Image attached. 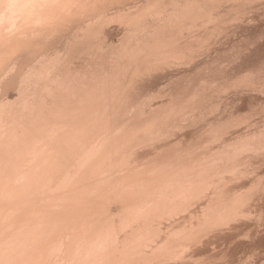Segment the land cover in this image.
Instances as JSON below:
<instances>
[{
  "label": "bare ground",
  "instance_id": "obj_1",
  "mask_svg": "<svg viewBox=\"0 0 264 264\" xmlns=\"http://www.w3.org/2000/svg\"><path fill=\"white\" fill-rule=\"evenodd\" d=\"M97 0H0V84H1V86H0V90H1V87H2V89L4 88V91L5 92H7V93H4V91L2 92V93H4L5 95L6 94H10V92H11V90H13V92H16V91H14V89H17L18 91H19V87H20V89L22 90H20V94H21V97L22 98H24V100L21 98V100L23 101H21V100H19L20 99V95H19V92H18V96L19 97H17V100H18V102H16L17 100H16V98H15V103L13 102V100H11V99H9L8 100V98H7V100L4 98V97H1L0 98V264H122V263H124V264H129V261L131 260V262H130V264L132 263V264H134L133 262H135L137 259L139 260V259H141V261L139 260H137L136 262L137 263H139V264H143V262H142V260L144 261V264H145V260L147 259V261H149L148 259L149 258H146V259H143L144 257H141V255L142 256H150V255H152L153 253H154V256L152 257H150V261H151V258H154V261H155V263H158L157 261V259L158 258H160L161 259V257L158 255V257H156V252L157 253H160V251L162 250V249H165L164 251H166V248H168L169 247V245H168V247H164L163 246V244H164V242L167 240L168 242H169V239L171 240V239H176V236H177V239L178 240H174V244H176V247H178V248H180L182 245L180 244L181 242H184V247H182V249L181 250H185V247L187 248V246L188 245H190L191 243L190 242H188L187 241V243H190V244H186L185 245V239L187 238H191V237H186L185 235H184V231L185 232H188V229H187V231H186V228H189V225L191 226L192 225V223L191 224H189L188 225V227H185L186 225H187V223H190V221H188L187 222V220L186 219H188V218H186L185 220H186V222L185 223H183L184 222V220H183V224H182V226L185 224V226H184V228L182 229V227H180L179 226V223H178V225H177V227L179 226V228L178 229H176V224L173 226V225H171L172 227H174L173 229H174V232H170L171 234H175L176 235V233H177V230H178V233H179V235H178V233H177V235L176 236H174V234L173 235H171V234H169V230H167L168 229V227H167V229L165 228V230L166 231H168V233H167V235L168 236H170V237H168V236H166L165 235V233H166V231H165V233H163L162 231H161V229H162V227L161 226H163V225H161L162 224V222H164L165 220H170L171 218L170 217H175L177 214H179L180 212L181 213H185V211L187 212V210H189V209H187L186 207H188V208H190L193 204H192V202L194 201V200H196V199H198V197H196V199H195V196H197L198 195V193H195V194H197V195H194V190H196V192H197V189H200V190H198V192L200 191V196L199 197H201V196H203V194L204 193H206V191H208V190H206V189H208V188H206L207 186V184H208V187H209V190H210V188H211V191H212V187H218L219 188V186H217L218 184H219V182H222L223 181V179H225V177H227V176H232V174H231V171L235 174V172H240L241 170L243 171V169H245L244 168V166L243 165H249V163H252V160H250L251 162H249L248 163V161H246V160H248V159H246V160H243V162L244 161H246L247 163H245L244 162V164H243V162H242V165H241V163L239 164H237V165H240V166H238V168H237V165H234L235 164V162H238V161H234V160H237V158H240L241 157V155L240 154H243L244 152H242V151H244V149L246 148H244V146H247V144H248V147H250V143H252L253 142V144L255 145V144H257L256 142L259 140L260 141V139L262 138L261 136H263L264 134H262V133H258L257 132V134H255V135H258V140H257V137H255L254 136V134L253 135H251L252 133H250V135H247V136H249L250 138H252V136H254L255 138H256V141H255V139H245L244 138V140H245V142L243 143V144H246V145H242V144H238L239 146L241 145V146H243L242 148H240L239 146H237L236 144L240 141L241 143L244 141V140H241L242 138H241V136H240V138L238 137V139H240V140H238L237 139V137H236V141H238V142H236L235 140V142L233 141H231V140H233V139H231V140H229V145L227 144V143H225V141H224V143L228 146H224L223 145V148L225 147V148H227V149H225L224 148V150H223V152H224V154H225V152L228 154V155H225V157L227 156V158H225L224 159V156H222V157H220L219 155H223V152H222V154H221V152H220V150H218L219 152L217 153V154H219V155H216V152H210V154L209 153H207L206 152V150H205V152H206V154L204 153V151H203V153L204 154H200V153H197L198 155H199V159L201 158H203V156H204V158L202 159L203 160V163L205 164L206 162H204V161H209V158H208V155H213V154H215L216 155V158H214L215 157V155H213V157H211L212 159H213V161L215 160V162L216 163H214V162H212V160L211 161H209V162H212L211 163V165H209V166H212V167H215L216 168V165L215 164H217V163H219V161H220V164H217V168H219L221 171L220 172H224L225 174H229L230 173V175H228L227 174V176L225 175H223V174H221V173H217V172H215L216 170L217 171H219V169H213L210 173H211V175H212V172L214 171L215 173H216V175L214 174V177H212L210 174H208L210 177H208L207 176V174L204 176V174L205 173H209V169L211 168L212 169V167H210L209 168V166H207V164H202V165H199V164H201L202 163V161L200 162L199 161V159H198V155L197 154H195L194 152H195V148H196V150L199 148H201L202 147V145H203V147L205 148V144H202L203 142H202V140H201V143H200V141H199V143H200V146L197 144L198 142H195V140H194V142H192V141H190V139L189 140H187V142L186 143H188V141H189V144H190V146L192 145V147H190V148H188L189 146H187V144H186V148H188V149H186L185 148V143H184V141L181 139V141H183V146H181L182 145V142L180 143V142H176V144L175 143H172V144H174V145H170V147H171V149L173 148V149H178V150H173V151H168V153H166L167 151H165L164 150V148H166L167 150L169 149V147L167 148V146H169L168 144H167V146H165L164 148L163 147H161V148H163L162 150L163 151H165L164 152V154H163V151H161L160 152V150L158 151L157 150V152L156 153H158L159 154V157L160 158H163L162 160H158V159H155V158H158V154L156 155L154 152V154L152 153L151 154V152H150V154L148 155V153H147V155L146 156H148V157H150V158H146V156H145V158H143V159H146V161H142L143 159H141V161H139L140 160V158L138 157H133V155L134 156H136V155H138L137 153L138 152H140L141 153V155H142V149H141V151L140 150H138L140 147H144V145H146V147L145 148H147V144H149V143H151V141L154 139L155 140V136H157V137H159V135H161L160 137H161V139H160V141L162 140V137H164L165 138V136H163V133L165 134L166 133V131H168V129H169V127H171V126H173V124L176 126L177 124V128H178V126H179V123H180V121H178L179 119H182V118H179V116L177 117V116H175V114L173 115V116H175V117H177V118H179L178 120H176V118L174 117L173 119H175L176 121H178L179 123H176L174 120V122H172V117H171V119L170 120H168V118L166 119V118H164L165 117V115L168 117V115H169V118H170V112H172L170 109H173V107L169 104V109L166 107V109H168L167 110V112H168V114L166 113V114H163L164 112L163 111H165V110H163V111H161L162 112V114H163V122L161 121V119H162V117L160 116L159 117V114H161V113H158V114H156V111L154 112V110H152L154 113H150L152 116H153V118L156 116V115H158V117H156V118H149L150 117V115L147 113V112H149V111H145L149 116H148V123H146L147 122V114H145L146 115V117L144 116L143 118H144V120H145V118H146V121L144 122L143 121V125L145 124V126L143 127L141 124L142 123H140L141 122V120H143V118L141 119V118H138V120H140V122H138V120H137V117H136V115L135 116H132V118H134V121H133V123H135V125L137 124V127L138 126H140L141 125V127L143 128V129H147V131H149L148 130V128L151 126V129L152 130H150V133H146V131H144L145 133H144V135H143V133H141V131H139L138 132V130H141V127H139V129H135V125L133 124V123H130L131 122V120L129 119V118H125V115H124V111L123 110H121V109H119V108H121V106L122 105H124V106H126L127 104H128V101H126V96L128 97L127 99H130V101H131V99H133V101L132 102H129V104H128V106H127V108L126 107H124V108H126V109H124V110H126L125 111V113H126V115L130 112L131 114H132V112H133V109H135L136 110V108H131L130 106H132L133 107V105L136 107V105H137V103H138V101L137 100H135L134 98H132V97H134L135 95L134 94H129L130 93V90H132V89H128V87H127V90L125 89V85H128V83H130L131 81L130 80H132L133 78V76H134V78L136 79V77H135V75L137 74V73H139L140 71H138V70H136V71H138L137 73H136V71L134 70V67H132V69L133 70H131V73L133 72V71H135V74L134 75H131L130 74V72H129V74L128 75H130V77L132 78H129V82H128V77H127V79L125 78L126 77V75H125V72H127L128 73V71H126V70H124L125 72H122L120 69H118V66L120 65L121 67H123L121 64V61L119 62V58L120 57H122L121 59H126V58H123V56H129L130 57V54H128V51H129V49L127 50L126 49V47H128L129 48V45L131 46V44H126L127 42H124V44H126L127 46L123 49V46H121V45H123V44H114V45H120V47L118 46L117 48H119L120 50H122L121 52H120V50L119 49H117L116 48V46H114V45H112V44H110L108 47H110L109 49H107L106 51L108 52V54H107V52H105V50L104 51H102L103 50V48L102 49H97V50H94V51H97L95 54H93L95 57L94 58H97V55L99 54L98 52H100L101 51V53H100V56L98 55V60L95 62L94 61V58L92 59L93 60V62H89L90 60L88 59V60H86V61H88V62H86L85 63V65L86 64H90V65H92V63H94L93 64V67H94V65H95V68L94 69H92V67L90 66V67H87L88 65H86V66H83V64L84 63H82L81 65H82V67L84 68H82L81 67V65L79 64V66H80V68H82V70H79L80 68H79V66L77 65L76 66V68H74V71H71V74L68 72L69 70H73V69H71L72 67H75V64L76 63H74V62H76L77 61V59L79 58H75L76 59V61L73 59V61L71 62L70 60H72L71 58L72 57H70V54L68 55L67 53L69 52V49L67 50V48L70 46V44L72 43H68L67 45H68V47L67 46H65V47H67L66 48V50H67V52H66V54L69 56V57H67L66 56V54H62V53H65V51H64V45H62L63 47V51L64 52H61L60 54H59V52L61 51V49L62 48H60V43H57V41H56V43L58 44V46L56 45V43L55 44H53L55 41H53V36H54V39L56 40L57 38H55V35L56 34H58V35H56V37L58 36H60V32H62V31H66L67 33L69 32V34H71L70 33V30L72 31V35H70L69 37L71 38V36H72V38H71V40H69V39H67L68 41H72L73 39H75L76 38V36L78 35V33H81L83 36L85 35L84 34V32L83 31H85V33H86V31L87 30H89V25H91L92 23H93V21H91V20H95L94 18L95 17H97L98 15H99V12L101 13V11L103 10V8L106 6V9L105 10H107L108 11V6H109V4H108V2H107V0H100V1H102V4H100L101 2L98 0L97 2H96ZM105 1V3L107 4V5H105V6H103V4H105V3H103ZM116 1V3H114ZM113 0L112 2H111V5L113 6V5H115V4H118V2H117V0ZM121 1V0H120ZM119 1V3L121 4V2ZM126 1V0H125ZM140 1V0H139ZM145 1V0H144ZM147 1H149V0H147ZM147 1H145V2H147ZM153 1V0H152ZM160 1H162V0H160ZM165 1V0H164ZM163 1V2H164ZM176 1V0H175ZM180 1V0H179ZM186 1V0H185ZM184 1V2H185ZM190 1V0H189ZM195 1V0H194ZM193 1V2H194ZM202 1V0H201ZM204 1V0H203ZM217 1V0H216ZM231 1V0H230ZM235 1V0H234ZM246 1V0H245ZM254 1V0H253ZM98 3V4H96V3ZM123 2H124V0H123ZM129 2V1H128ZM156 2V1H155ZM162 2V3H163ZM174 2V1H173ZM172 2V3H173ZM195 2H197V1H195ZM205 2H207L206 0H205ZM209 2H211V0L209 1ZM208 2V3H209ZM215 2V1H214ZM213 2V3H214ZM219 2H220V0H219ZM225 2V1H224ZM223 2V3H224ZM228 2H229V0H228ZM113 3V4H112ZM126 2H124L123 4H125ZM136 3H137V1H136ZM135 3V4H136ZM139 3V2H138ZM150 3V5H151V3H154V2H149ZM148 3V4H149ZM168 3H171L170 1H167V2H165V3H163L164 5H167ZM177 3V2H176ZM180 3H182V2H180ZM179 3V4H180ZM190 3H192V1L191 2H188V4H187V1H186V3L184 4L183 3V7L184 8H186L184 5H188V6H191L192 7V5H190ZM199 3H202V2H199ZM229 3H231V2H229ZM87 4H90L89 6V8L88 7H86L85 8V5H87ZM92 4H95V5H92ZM127 4V3H126ZM141 4V3H140ZM147 4V3H146ZM154 4H156V3H154ZM174 4H175V2H174ZM193 4V3H192ZM195 5L197 4V3H194ZM207 4V3H206ZM205 4V5H206ZM220 4V3H219ZM227 4V3H226ZM238 4V3H237ZM241 4V3H240ZM240 4L238 5V7L240 6ZM76 5V6H75ZM97 5V6H96ZM99 5H101V6H103L102 8H99V9H101V11H99V10H97V8L98 7H100ZM122 5V4H121ZM120 5V6H121ZM138 5V4H137ZM136 5V6H137ZM142 6H143V4H141ZM153 5V4H152ZM151 5V6H152ZM161 5V2H160V4L157 6L156 5V7L158 8L159 6ZM177 5H178V3H177ZM199 5V4H198ZM197 5V6H198ZM201 5H203V4H201ZM211 4L209 3V6H210ZM215 5V4H214ZM216 5H218L217 4V2H216ZM223 5H225V4H223ZM233 5H234V3H233ZM73 6H74V8H73ZM79 6H82L81 8L79 7ZM83 6H84V8H83ZM88 6V5H87ZM93 6V7H92ZM111 6V7H112ZM117 6V5H116ZM120 6L118 7V8H120ZM135 6V7H136ZM154 6V5H153ZM168 6V5H167ZM170 6V5H169ZM171 6H174V5H171ZM170 6V11L171 10H173V9H171L172 7ZM182 6H180V7H182ZM208 6V7H209ZM219 6V5H218ZM79 7V8H78ZM92 7V8H91ZM95 7H97L96 9H94ZM113 7H115V6H113ZM125 7V6H124ZM138 7H139V5H138ZM141 7V6H140ZM144 7H145V5H144ZM166 7V6H165ZM176 7V6H175ZM174 7V9H176ZM179 7V6H178ZM183 7H182V9H183ZM190 7V8H191ZM200 7H202V6H200ZM199 7V8H200ZM206 8V9H209V8ZM211 7V6H210ZM214 7V6H213ZM220 7H221V5H220ZM219 7V8H220ZM235 7V6H234ZM73 8V9H72ZM76 8V9H75ZM116 8V7H115ZM148 8H150L149 6H148ZM155 8V7H154ZM156 8V9H157ZM159 8H161V6L159 7ZM158 8V9H159ZM162 8H164V7H162ZM169 8V7H168ZM189 8V7H188ZM188 8H187V10H188ZM194 8H195V6H194ZM193 8V10H195L196 11V9H194ZM203 8H204V6H203ZM202 8V9H203ZM215 8V7H214ZM214 8H213V10H214ZM217 8V7H216ZM230 8V7H229ZM231 8H233V7H231ZM70 9H72V11L73 10H75V12H71L70 11ZM84 9H89V10H85L84 11ZM110 10H111V8H109ZM135 9V8H134ZM140 9V8H139ZM142 9V10H141ZM140 9V11L142 12L143 11V13H144V11L145 10H147V9H144V8H141ZM144 9V10H143ZM151 9V8H150ZM198 9V8H197ZM201 9V8H200ZM218 9V8H217ZM80 10V11H79ZM81 10H82V12H81ZM92 10V11H91ZM95 10V11H94ZM104 10V11H105ZM131 10V9H130ZM152 10V9H151ZM161 10V9H160ZM158 11L157 12V10H155L154 11V9L152 10L155 14H157L158 16H159V14L161 15L162 13L164 14L165 13V10H168L167 8H165V10L162 12V10L161 11ZM186 9L184 10L183 9V13L185 14V13H187V12H185V11H187ZM190 10V9H189ZM199 10V9H198ZM196 11V12H198L199 13V11ZM210 10L212 11V8H210ZM216 10V9H215ZM214 10V11H215ZM233 10H236V8H234ZM79 13H81V14H79V15H81V16H79L78 15V12ZM86 11H90V13L92 14V12H94L97 16H94V13L92 14V16L94 17H91L92 19L90 20L92 23L90 24V22H89V24L87 25V24H85L84 22H86V21H82V20H84V18L85 17H90L91 15H90V13H89V15L87 14L86 16H85V13H87ZM96 11H97V13H96ZM104 11H102V13L104 12ZM117 11V10H116ZM126 11V10H125ZM128 11V10H127ZM132 11V10H131ZM140 11H138V9H137V13H139V14H142V13H140ZM169 11V10H168ZM177 11V10H176ZM172 11L171 12V14H170V12L169 13H167V15L168 14H170V15H168L169 16V20H168V16L166 15L163 19H162V22L164 23V24H166V25H163V23L162 22H160L161 21V18H162V16H161V18L159 17H157V15H156V17L158 18V21L157 22H159L160 24L162 23V25L161 26H159L158 28L156 27V25H154L156 28L155 29H162V26H163V28H164V26L166 27L167 26V24L169 23L170 25H172L171 24V22L173 23V22H175L174 20H180V19H177V18H179V16H187L188 15V13L186 14V15H182V13H180L179 11ZM209 11V10H208ZM230 11V10H229ZM77 12V13H76ZM120 12V11H119ZM119 12H116V14L117 13H119ZM121 12H122V10H121ZM120 12V13H121ZM129 12V11H128ZM145 12H150V10L148 9V11H145ZM162 12V13H161ZM176 12V14H174L173 16H172V14L173 13H175ZM191 12V11H190ZM194 12V11H193ZM195 12V13H196ZM202 12H204V9L202 10ZM210 12V11H209ZM208 12V13H209ZM217 12V11H216ZM216 12H214V15H215V13ZM68 13V14H67ZM69 13H72V14H69ZM84 13V14H83ZM101 13V14H102ZM104 13H106V12H104ZM103 13V14H104ZM108 13V12H107ZM134 13V11H132V14ZM165 13V14H166ZM180 13V15H178V14ZM192 13V12H191ZM194 13V14H195ZM205 13H207V11L205 12ZM222 13V12H221ZM75 14H77L78 16H76ZM126 14V13H125ZM132 14H130L129 16H131L132 18H133V15ZM138 14V15H139ZM145 14V13H144ZM151 14H153V13H151ZM193 14V13H192ZM193 14V15H194ZM211 15H212V12L210 13ZM217 14V13H216ZM222 14H224V13H222ZM221 14V15H222ZM67 15H68V18H67ZM72 15H74V16H72ZM109 15V14H108ZM108 15H103L104 17L105 16H108ZM124 15V14H123ZM127 15V14H126ZM125 15V16H126ZM136 15V14H135ZM143 15V14H142ZM177 16L176 17V19H175V17L174 16ZM189 15H190V13H189ZM201 15H203V14H201ZM201 15H198V16H201ZM207 16H208V14H206ZM211 15H209V16H211ZM218 15V14H217ZM228 15V14H227ZM70 16H72L71 17V19H70ZM83 16H84V18H83ZM100 16V15H99ZM98 16V17H99ZM102 16V15H101ZM100 16V20H101V18H103V17H101ZM114 16V15H113ZM117 16V15H116ZM115 16V17H116ZM128 16V17H129ZM145 17H146V15H144ZM149 17H147V21H148V19H151V17L150 16H152V15H148ZM164 16V15H163ZM170 16H172V18L170 17ZM197 16V17H198ZM205 16V15H204ZM203 16V17H204ZM206 16V17H207ZM208 16V17H209ZM216 16V15H215ZM224 16V15H223ZM67 18L69 21H67V19H65V18ZM78 17L80 18V17H82L81 19H79L78 20ZM112 17V16H111ZM121 17H123V16H121ZM120 17V18H121ZM127 17V16H126ZM125 17V18H126ZM130 17V18H131ZM135 17H138V16H135ZM141 17V15L139 16V18ZM153 17H155L154 15L152 16V19H155V18H153ZM190 17V16H189ZM193 17V16H192ZM196 17V18H197ZM202 17V18H203ZM205 17V18H206ZM207 17V18H208ZM63 18V19H62ZM77 18V19H76ZM142 18V17H141ZM157 18L155 19V20H157ZM165 18H167V19H165ZM173 18H174V20H173ZM204 18V19H205ZM212 18V17H211ZM213 18H215V17H213ZM213 18H212V20H213ZM218 18V17H217ZM233 18V17H232ZM231 18V19H232ZM21 19V20H20ZM73 19H74V22H73ZM106 19V18H105ZM127 19V18H126ZM125 19V20H126ZM134 19V18H133ZM132 19V20H133ZM138 19V18H137ZM172 19V20H171ZM185 18H183L182 20H184ZM189 19H191V18H189ZM192 19H194V17L192 18ZM198 19H200V18H198ZM210 19V18H209ZM209 19H207V21L209 20ZM222 19H223V17H222ZM221 19V20H222ZM227 19V18H226ZM76 20L77 21H79V22H77V24H76V26H78V27H74V25H73V27L77 30H75L74 31V28H69V27H71V25L70 24H75L76 23ZM85 20H89V18L88 19H86L85 18ZM99 20V18H97V21ZM117 20H118V18H117ZM120 20V19H119ZM122 20V19H121ZM123 20H124V18H123ZM132 20H130V21H132ZM146 18L144 19V21L141 19L140 21L138 20V21H136V19H135V21H134V23L136 24H134L135 26H138L139 28H136V27H134V25H132L134 28H136L137 29V31L136 32H140V35L138 34V35H136L135 36V30L136 29H133L132 28V26L131 25H129V26H131L130 28H128V29H133V30H131V32L133 33V31H134V35L132 34V33H130V32H127L126 31V33H130L129 35H127V36H130L131 34H132V37H134V38H132L131 36L130 37H127L126 38V40L128 41V43H135L136 45H139L140 44V42L142 41V40H144V39H146V38H144V39H141L140 40V38H141V34H143L144 33V35H145V32L147 33V29L150 31L149 33H150V35H153V34H151V28H153L152 26V24L150 23H148L149 24V26H148V24L146 23ZM154 20V21H155ZM165 20V21H164ZM167 20V21H166ZM181 20V22L182 23H184V22H186L187 20H185L184 22ZM211 20V21H212ZM228 20V19H227ZM63 21V22H62ZM65 21V22H64ZM105 21V20H104ZM189 21V20H188ZM192 22H193V20H191ZM194 21H197V20H195L194 19ZM199 21V20H198ZM203 21H205V20H203ZM210 21V20H209ZM217 21H218V19H217ZM220 21V20H219ZM229 21H231V20H229ZM58 22H60V23H58ZM66 22H67V24H69V26L68 25H65L66 24ZM73 22V23H72ZM81 22H83L84 23V25H87V26H84L83 24V26L84 27H86V29H81V27L83 28V26H81L80 24H81ZM102 22H103V19H102ZM101 22V26H103L102 24L103 23H105V22H103L102 23ZM123 22H125V21H123ZM126 22H129V19H127L126 20ZM125 22V23H126ZM137 22L139 23V25L137 24ZM141 22V23H140ZM151 22V21H150ZM168 22V23H167ZM180 21H179V23H181ZM224 22H228V21H224ZM59 24V25H55V24ZM63 23V24H62ZM87 23V22H86ZM124 23V24H125ZM131 23V22H130ZM129 23V24H130ZM145 23L147 24V25H145ZM154 23V22H153ZM178 23V22H177ZM176 23V24H177ZM178 23V24H179ZM188 23V22H187ZM191 23V22H190ZM194 23H196V22H194ZM198 23H200V22H198ZM208 23V22H207ZM207 23H203V25L204 24H207ZM212 23V22H211ZM210 22L208 23V24H211ZM219 23H221V22H219ZM219 23H214L215 25L216 24H219ZM62 24V25H61ZM98 24H99V22H98ZM141 24V25H140ZM160 24H157V25H160ZM174 24V23H173ZM61 25V26H60ZM95 25V24H94ZM96 25H97V23H96ZM127 25V24H126ZM143 25V26H142ZM144 25H145V27H144ZM152 25V26H151ZM180 25V24H179ZM186 26H187V24H185ZM188 25H189V23H188ZM192 25H194V24H191V26ZM196 25H198V24H195V26ZM202 24H200L199 26H201ZM51 26H52V29H51ZM79 26H80V28H79ZM128 26V27H129ZM140 26H142V27H144V30H145V32H144V30L142 29V27H140ZM151 26V27H150ZM181 27H183L184 26V24H183V26L182 25H180ZM179 26V27H180ZM191 26H190V28H191ZM199 26H197V27H199ZM204 26H206V25H204ZM209 26V25H208ZM47 27H49V28H47ZM55 27V28H54ZM56 27H59V28H56ZM60 27H61V30H60ZM63 27H66L67 28V30H68V28L70 29V30H66V28L65 29H62ZM92 27V25L90 26V28ZM105 27V26H104ZM126 27V26H125ZM147 27V28H146ZM148 27H150V28H148ZM168 27V26H167ZM171 27V26H170ZM179 27L177 28V29H179ZM180 27V28H181ZM189 26H187L186 28H188ZM197 27H195L196 29H197ZM203 27V26H202ZM78 28H79V30H78ZM94 28V27H93ZM92 28V29H93ZM98 29H99V27H97ZM97 28L95 27V29L97 30ZM172 28V27H171ZM174 28V27H173ZM172 28V29H173ZM175 28H176V26H175ZM186 28H183V30H189L190 28H188V29H186ZM46 29V30H45ZM55 30V32H57V33H55V32H53L52 30ZM81 29V30H80ZM91 29V30H92ZM154 29V28H153ZM159 29V31H161ZM166 29V28H165ZM168 29V28H167ZM171 29V30H172ZM192 29H194V27L192 28ZM191 29V30H192ZM200 28H198V30H199ZM49 30H51V32L49 33L48 31ZM58 30V31H57ZM91 30H89V31H91ZM102 30V29H101ZM169 30L170 31V33L174 30ZM45 32L46 31V33L47 34H45V33H43V32ZM60 31V32H59ZM142 31V32H141ZM155 32H154V34L156 33V32H158V33H160L159 31H157V30H154ZM168 31V32H169ZM176 31V30H175ZM175 31H173V33L175 32ZM182 31V30H181ZM181 31H179L178 30V33L179 32H181ZM196 30H193V32H195ZM75 32H77V33H75ZM125 32V31H124ZM153 32V31H152ZM161 32H164V34H165V32L167 33V31H161ZM177 32V31H176ZM175 32V33H176ZM49 33V34H48ZM52 33H54V34H52ZM64 33V32H63ZM67 33H66V35H67ZM76 34V36H75V34ZM93 33V32H92ZM149 33H147V34H149ZM178 33H177V35H178ZM182 33V35L184 34V33H187V32H181ZM191 33V32H190ZM189 33V34H190ZM41 34H42V36H41ZM52 36H51V35ZM81 34H79V35H81ZM100 34V33H99ZM146 34V35H147ZM188 34V33H187ZM46 36V37H43V36ZM62 35V34H61ZM64 35H65V33H64ZM74 35V36H73ZM78 35V37H81L82 39H83V36L81 35V36H79ZM145 35V36H146ZM155 35H158L159 36V34H155ZM155 35H154V38L156 39V37H155ZM167 34H165V35H163L162 34V36H166ZM172 35H174V34H172ZM192 34H190V36H191ZM40 36V37H39ZM51 38V40H52V42H50L49 43V41H51L50 39L48 40V41H46V39H48L49 37ZM89 37V33H88V35H85V37H86V39ZM91 36H94V38L96 39V41L98 42L99 40H98V38L97 37H95V36H97V35H95V32L91 35ZM104 36V35H103ZM143 36V35H142ZM145 36H143V37H145ZM148 36V35H147ZM146 36V37H147ZM158 36H157V41L159 40V38H161V37H159L158 38ZM168 36V35H167ZM171 36V35H170ZM175 36V35H174ZM193 36V35H192ZM61 37H63V35L62 36H60L59 37V39H61ZM84 37V38H85ZM102 37V36H101ZM150 37V36H149ZM148 37V38H149ZM178 37V36H177ZM180 37V36H179ZM183 37V36H182ZM36 38H37V40H36ZM42 38V39H41ZM45 38V39H44ZM90 38H93V37H90ZM89 38V40L90 41H93V40H91ZM100 38V37H99ZM106 38V37H105ZM104 38V39H105ZM125 38V37H124ZM136 38V39H135ZM147 38V39H148ZM153 38V39H154ZM164 38V37H163ZM168 38V37H167ZM167 38H164V39H166L167 40ZM172 38H175V37H173L172 36ZM181 38V37H180ZM186 38H187V35H186ZM192 38V37H191ZM77 39V38H76ZM75 39V40H76ZM78 39H80V38H78ZM77 39V40H78ZM103 39V40H104ZM132 39V40H131ZM150 39H151V37H150ZM150 39H149V41H148V43L150 42ZM155 39H154V41H155ZM169 39V38H168ZM170 39H171V37H170ZM169 39V40H170ZM177 39V38H176ZM188 39V38H187ZM35 40V41H34ZM41 40H43L42 42H41ZM66 40V41H67ZM81 40V39H80ZM79 40V41H80ZM89 40H87V41H89ZM101 40V39H100ZM123 40V39H122ZM136 40V41H135ZM138 40V41H137ZM168 40V41H169ZM183 41V39H179L178 40V42H181V41ZM185 40V39H184ZM33 41V42H32ZM37 41H39L40 43H41V46L39 45L40 43L39 42H37ZM47 43L48 42V50L46 49L47 48V46H45L46 48H43V46H44V43L45 42ZM63 42L65 41V40H62ZM65 41V42H66ZM78 41V42H79ZM86 40L84 39V42H85ZM95 41V40H94ZM93 41V42H94ZM96 41H95V45L97 44L98 45V43H96ZM105 41V40H104ZM103 41V42H104ZM124 41V40H123ZM131 41V42H130ZM132 41H134V42H132ZM146 41V42H147ZM160 41V43H161V39L159 40ZM164 41V40H163ZM168 41H167V43H168ZM170 41H172V40H170ZM169 41V42H170ZM186 41H188V40H186ZM34 42H35V45H34ZM59 42V41H58ZM60 42H61V40H60ZM63 42H62V44H63ZM73 42L75 43V41L73 40ZM82 43H83V41H81ZM102 42V43H103ZM122 42V41H121ZM174 42V41H173ZM171 43L170 44V46L172 45V44H174V43H176V42H174V43ZM30 43H33V45H34V47H33V49L35 48V46L36 45H38V47H39V49H38V47H37V49L38 50H40V49H42L43 48V52H41V50H40V52H38V53H40L41 55H43L44 54V52L46 53V55L44 54L43 55V57L42 56H40L39 54L37 55V51L38 50H36V48L32 51V48H31V45H30ZM42 43H43V45H42ZM45 43V44H46ZM77 43V42H76ZM75 43V45L73 44V47L74 46H77V44ZM101 43V42H100ZM138 43V44H137ZM145 43V42H144ZM151 43V42H150ZM154 43H156V42H154ZM160 43L158 44V43H156V44H158V45H160ZM164 43V42H163ZM165 43H166V41H165ZM164 43V44H165ZM166 43V44H167ZM186 43V42H185ZM28 44H29V46H30V49H29V46H28ZM49 44H52V47H51V45H49ZM80 43H78V45H79ZM90 44H91V42L88 44L89 46H90ZM135 44H133L132 46H134ZM147 44V43H146ZM146 44H140V46H141V50H144V47H146V49H147V47H148V49L153 53L155 50H156V45H154L153 43H151V44H149V46L148 45H146ZM189 44V43H188ZM187 44V45H188ZM53 45H54V47L56 46L57 48H59L60 50H58L56 47V49L54 50V54L52 55V53H53V51H52V48H53ZM65 45H66V43H65ZM96 45V46H97ZM135 45V46H136ZM144 45H146V46H144ZM150 45H151V47H150ZM168 45V44H167ZM167 45L165 46V47H167ZM183 46H184V44H182ZM85 46V45H84ZM88 46V47H89ZM91 46L93 47V44H91ZM90 46V47H91ZM134 46V47H135ZM144 46V47H143ZM163 46V45H162ZM162 46L160 47V46H158V47H160L161 49H159V48H157V50L158 51H163L162 50ZM174 46V45H173ZM179 46V45H178ZM194 46H197V45H194ZM28 47V49L30 50V51H32V52H29V50H26V48ZM40 47H42V48H40ZM79 47H80V45H79ZM78 47V48H79ZM82 47V46H81ZM95 47V46H94ZM100 47H102L101 45H100ZM104 47V46H103ZM105 47H107V46H105ZM107 47V48H108ZM112 47H114V48H112ZM142 47H143V49H142ZM152 47H154V48H152ZM71 48V47H70ZM83 48L84 47H82V50H83ZM131 48V47H130ZM136 48H140L139 46H137ZM168 48H169V46H168ZM172 48V49H171ZM171 48L169 49L170 51H172V50H174L173 49V47L171 46ZM174 48H175V46H174ZM176 48H177V44H176ZM176 48H175V50L174 51H176ZM22 49H24L23 51L24 52H22ZM46 49V50H45ZM54 49V48H53ZM74 49V48H73ZM80 50H81V48H79ZM91 49V48H90ZM94 49V48H93ZM112 49H114L113 51H112ZM116 49V50H115ZM133 49V48H132ZM145 49V50H146ZM148 49L146 50V51H148ZM154 49V50H153ZM163 49H164V46H163ZM178 49H179V47H178ZM177 49V50H178ZM21 52H20V51ZM35 50H36V52H35ZM98 50H100V51H98ZM127 50V51H126ZM136 50L137 49H135L134 50V52L136 53ZM153 50V51H152ZM18 51V52H17ZM27 51H28V53H27ZM47 51H48V53H47ZM59 51V52H58ZM74 51V50H73ZM76 51V50H75ZM74 51V52H75ZM116 51V52H115ZM140 50H137V52H139ZM145 51V53L147 54V52ZM150 51H148V52H150ZM158 51H157V53H158ZM165 51H168V50H164L163 51V54L165 53ZM170 51H168V52H170ZM178 51H180V50H178ZM17 52V53H16ZM20 52V53H19ZM33 52H35L34 54H35V56H37V57H42V61L40 60V58L38 59L37 57L35 58L34 57V54H33ZM58 52V53H57ZM70 52H72V51H70ZM86 52V51H85ZM92 53H93V51H91ZM105 53V55H103L104 53ZM118 52V53H117ZM119 52H120V54H119ZM123 52V53H122ZM125 52V53H124ZM127 52V53H126ZM131 52H132V50H131ZM130 51H129V53H131ZM143 52V51H142ZM168 52H166L168 55L171 53H168ZM19 54V55H16V54ZM23 53V54H22ZM30 53V54H29ZM57 53V54H56ZM76 53V52H75ZM84 53V52H83ZM103 53V54H102ZM112 55H111V54ZM121 53H122V55H121ZM135 53H131L132 54V56H134L135 57ZM155 53H156V51H155ZM155 53H153V54H151V53H149L150 54V57H149V59H151V57L154 55V56H156L155 55ZM156 53V54H157ZM173 53V52H172ZM178 53V52H177ZM179 53H181V52H179ZM20 54H22V56L20 55ZM48 54H50V56L48 55ZM77 54V53H76ZM79 54V53H78ZM77 54V55H78ZM87 54H89V52H87ZM102 54V55H101ZM126 54V55H125ZM134 54V55H133ZM138 54H140L141 56H143L142 55V53L140 52V53H138ZM146 54H144L145 56H147V58L146 59H148V55H146ZM25 55V56H24ZM28 55V56H27ZM33 55V56H32ZM61 55H63V57L61 56ZM72 55V54H71ZM74 55V54H73ZM76 55V56H77ZM108 55H110V56H108ZM117 55V56H116ZM118 55H120V56H118ZM157 55H161L162 56V53H160V54H157ZM167 55V56H168ZM175 55V54H174ZM16 56H18V57H16ZM23 56H24V58H23ZM49 58H48V57ZM54 56H56V58H54ZM87 56V55H86ZM85 56V57H86ZM91 56V55H90ZM107 56L109 57V59H107L106 60V62H105V57L107 58ZM137 56H139V55H137L136 54V57ZM166 56V55H165ZM176 56V55H175ZM178 56V55H177ZM182 56V55H181ZM185 56V55H184ZM16 57V58H15ZM27 57V59H25ZM28 57L30 58H33V60L32 59H28ZM62 57V58H61ZM64 57H67V58H65V60H66V63H65V61H64ZM75 57V56H74ZM73 57V58H74ZM81 57H84V55H82ZM102 57V58H101ZM113 59H112V58ZM115 57L117 58V59H115ZM157 57V59L160 57H158V56H156ZM163 57H164V55H163ZM18 58V59H17ZM21 58H23V60L21 59ZM61 58V59H60ZM128 58V57H127ZM133 58V57H132ZM144 58V59H145ZM154 57H152V59H153ZM168 58H170V56H168ZM172 58V57H171ZM185 58V57H184ZM17 59V60H16ZM20 59V60H19ZM35 59H38V61L37 60H35ZM52 60V61H49V60ZM60 59V60H59ZM70 59V60H69ZM129 59H131V58H129ZM138 59V58H137ZM140 59V58H139ZM141 59H143L142 57H141ZM142 60V62L143 61H145V60ZM148 59V60H149ZM156 59V60H157ZM162 59V58H161ZM174 59H175V57H174ZM15 60V61H14ZM26 60H28V61H30V64H31V62L32 61H34V63L32 64L33 66L34 65H38V67H33V66H31L32 68H30V64H29V62L28 61H26ZM46 60V61H45ZM47 60L49 61V63H45L44 64V61L45 62H47ZM57 60V61H56ZM62 60V61H61ZM96 60V59H95ZM100 60V62H98ZM114 60H115V62H114ZM117 60H118V62H117ZM131 60H133V59H131ZM131 60H128L127 59V63H129L128 61H130V64H131ZM156 60H154V61H156ZM160 60V59H159ZM163 60V59H162ZM161 60V61H162ZM164 60H166V59H164ZM163 60V61H164ZM170 61L172 60V59H169ZM169 60H166L167 62H169ZM12 61V62H11ZM17 61V63L15 64V62ZM21 62L20 63V65H19V63L18 62ZM23 61V62H22ZM38 62L37 64H35L36 62ZM53 61H54V63H53ZM59 61V62H58ZM67 61H70V62H68V63H70L69 65H68V63H67ZM79 61V60H78ZM82 61H84V60H82ZM107 61H109V62H111L112 64H110V65H116V63H118L119 65H117L116 67H112V68H117L118 69V73H119V71H120V74L122 73L123 74V77H121V80H122V78L124 79L123 81H125V80H127V81H125V82H127V84H125L124 85V88H123V85H122V83H124V82H121V84H119L120 82H118V80H120L118 77H120L121 75L120 74H117L118 75V77H114L115 75H116V72H117V69H116V72H114L115 71V69L113 70V69H111V66H110V69L111 70H113V72L115 73V75H113L112 73L113 72H111V70L109 69V68H107V69H109V71L108 70H106V65H107ZM123 61H125L126 62V60H123ZM138 61V60H137ZM57 62H58V64H57ZM61 62V63H60ZM64 62V64L66 65L67 64V66L65 67V69H68L67 70V72H68V75H70V77H73L74 76V74H75V71H76V74L77 75H75L72 79L71 78H68V75L64 72V71H61L60 69L61 68H63L64 67V64L62 65V63ZM80 62V61H79ZM99 64H98V63ZM101 62H105L104 64L103 63H101ZM109 62H108V64H109ZM125 62H123L124 64H125ZM134 63H135V61H133ZM140 61H138V63H139ZM150 60H149V64L147 63V61L146 62H144L143 64L145 65V63H147L148 65H150ZM153 62V61H152ZM160 62V61H159ZM158 62V63H159ZM166 62V63H167ZM6 63H7V65L8 64H10V66L8 65V66H5L6 65ZM26 64L25 66H21V64ZM27 63H28V67H27ZM42 63V64H41ZM51 63H53V64H51ZM73 63V64H72ZM121 63V64H120ZM133 63V64H134ZM138 63H135V64H137V65H139ZM155 63V62H154ZM163 64H165L166 65V63L165 62H162ZM161 63V64H162ZM175 63V62H174ZM48 64L49 65H52L51 67L50 66H48ZM61 66H60V65ZM97 64L98 65H100V64H102L103 66L105 65V67H103L102 68V65L100 66V69L98 68L99 66H97ZM123 64V65H124ZM130 64H128V65H130ZM134 64V65H135ZM142 64V63H141ZM160 64V65H161ZM169 64H170V62H169ZM172 64V63H171ZM11 65L13 66L14 65V67L17 65V72L19 71V69H21L20 71V73L18 72H14L13 70L15 69L16 70V67L14 68V67H11ZM57 65V68H60V69H58V70H60L63 74H62V78H61V74H59L60 72L59 71H57V73H56V71H55V66ZM60 67H59V66ZM70 65H72V67L70 66ZM126 65V64H125ZM133 65V66H134ZM143 65V66H144ZM148 65H146L147 67H142L141 66V68H148ZM153 65V64H152ZM151 65V66H152ZM155 65H157V63L155 64ZM159 65V64H158ZM44 66H46V67H48V68H50V69H52V67H53V69L51 70L52 71V74L53 73H55V74H59V76L57 75H55L54 74V77H57V80L56 81H58V80H63V78H65L64 80H69L68 82L67 81H63V82H61V81H59V82H61L60 84L59 83H57L56 81H55V78H53L52 79V77L50 78L49 77V75L51 74L50 72V69H48V68H46V67H44ZM70 66V68H68ZM119 66V68H121ZM131 66V65H130ZM129 66V67H130ZM164 66V65H163ZM169 66V65H168ZM9 67H11V69H12V71L10 70V68ZM23 67H24V69H23ZM107 67H108V65H107ZM125 67H127V66H125ZM136 67H139L140 68V66H136ZM157 67V66H156ZM158 67H160V66H158ZM157 67V68H158ZM170 67V66H169ZM31 69L30 71L28 70V73H25V71H22V69L23 70H25L26 69V71H27V69ZM37 68L40 70V68H42L40 71L43 73L44 71H45V68H46V71L44 72V74L42 75V73H40L39 72V70L37 71ZM56 68V69H57ZM79 68V69H78ZM86 68V69H85ZM124 68V67H123ZM138 68V69H139ZM155 68V67H154ZM154 68H152V69H154ZM32 69H34V70H32ZM36 69V70H35ZM75 69H77V70H75ZM89 69V70H88ZM90 69H92V70H90ZM97 69V70H96ZM103 69H105V70H103ZM122 69V68H121ZM130 69V68H129ZM137 69V68H136ZM143 69V70H144ZM145 69V70H146ZM151 69V68H150ZM151 69V70H152ZM256 69H258V68H256ZM260 69H261V67H260ZM11 72H10V71ZM49 70V71H48ZM64 70V69H63ZM80 72H79V71ZM141 71H143L142 69H140ZM90 71V72H89ZM95 71V72H94ZM104 71V72H103ZM108 71V72H107ZM256 71H258V70H256ZM12 72H14L15 73V75L16 76H14V73L12 74V75H6V74H11ZM23 72V73H22ZM34 72H36V73H34ZM72 72H74V74H72ZM78 72V73H77ZM103 72V73H102ZM108 73V76H107V73ZM150 72V71H149ZM259 72V71H258ZM30 73H32L31 75L33 76L34 74V77H32L31 75H30ZM41 74V75H39V74ZM46 73V74H45ZM66 75H65V74ZM94 73H100V75H96V77H94L93 76V78H95V79H93L92 78V75H95ZM110 73H111V75H113L112 77L110 76ZM19 74H21V75H19ZM26 74V75H25ZM146 74H147V71H146ZM145 73H144V75H146ZM149 74V73H148ZM17 75H19V77L20 76H22V77H18L17 78ZM27 75H29L27 78H28V80H26V76ZM48 75V76H47ZM78 75H79V78H78ZM116 75V76H117ZM120 75V76H119ZM137 75H140V74H137ZM136 75V76H137ZM7 77L8 79H4V77ZM13 76V77H12ZM44 76V77H43ZM50 76H52V75H50ZM65 76H67V77H65ZM99 76V78H102V80H101V82H99L98 81V79H97V77ZM109 77V78H107V77ZM147 76V75H146ZM24 77V78H23ZM30 77V78H29ZM34 79V78H38L39 79V81H38V79H35V80H33L32 78ZM58 77H60V79L58 78ZM104 77L105 78H107V79H104ZM140 77V80H142L141 79V77H143L142 75H140L139 76ZM10 78V79H9ZM12 78H14L13 79V81H11L10 82V80L12 79ZM18 79V80H16L15 82H14V80L15 79ZM41 78V79H40ZM45 78L46 80H47V82L48 83H46V85H45V79L43 80V79ZM50 78V79H49ZM77 80H76V79ZM92 79V82H91V84L94 82V81H96V83L98 82V84H100L98 87L96 86V85H98V84H96L95 82L93 83L94 84V86H93V84L91 85L90 84V82H89V80L88 79ZM115 79V82L113 81L114 79ZM116 78H117V80H116ZM52 79V80H51ZM84 80V82H83V80ZM90 79V80H91ZM111 79V80H110ZM113 79V80H112ZM135 79H133V81L135 80ZM137 79H138V76H137ZM9 80V81H8ZM22 80H23V82L24 83H27V84H24L23 82H22ZM31 81V84H30V81ZM33 80V81H32ZM40 80H41V82H40ZM49 80H51L50 82H49ZM72 80V81H71ZM86 80H88L87 82H86ZM107 80V81H106ZM144 80V79H143ZM17 81H18V83L19 82H21L19 85L20 86H17L18 85V83H17ZM38 81V82H37ZM42 81H44V82H42ZM54 81V82H53ZM74 81H75V84H74ZM80 82V83H78V82ZM108 81H113L115 84V86L113 85L112 87H114V89H115V87L118 85V86H120V88H123L124 90H126V93H124L125 91L123 90V89H121V91H119V93H118V91L116 92V90H118V89H116L115 91L113 90V91H111L110 89H111V87H110V85L109 86H107L108 84H106V89L104 88V86H105V83H108ZM137 81V80H136ZM135 81V82H136ZM10 82V83H9ZM12 82L13 83H17L16 85L15 84H13V86H11L12 85ZM35 82V83H34ZM37 82V83H36ZM66 82V85L65 84H63V83H65ZM112 82V83H113ZM138 82H140L139 80H138ZM142 82V81H141ZM140 82V83H141ZM225 82V81H224ZM228 82V81H227ZM22 83H23V85H22ZM41 83V84H40ZM44 83V84H43ZM53 84V88H52V84ZM54 83H57V84H59L60 86H63V87H61L60 88V86L59 85H57V84H54ZM69 83V84H68ZM70 83H71V85H73V86H71L70 85ZM112 83H109V84H112ZM132 83V82H131ZM226 83V82H225ZM11 84V85H10ZM35 84V85H34ZM38 84L44 89H42L40 86H38ZM61 84H63V85H61ZM88 84V85H87ZM96 84V85H95ZM117 84V85H116ZM132 84H134V83H132ZM138 83H136V85H137ZM228 84H229V82H228ZM14 85L15 86H17L18 88H14ZM28 85V86H27ZM32 85V86H31ZM51 85V86H50ZM57 85V86H56ZM68 85H70L71 87H73V88H71L70 86H68ZM84 85V86H83ZM85 85H87V86H85ZM142 85H143V83H142ZM227 85V84H226ZM9 86L10 87H12V89L11 88H9ZM25 86H27V88L28 87H30V88H28V90H27V88L25 89L24 87ZM39 88H38V87ZM46 86H47V88H46ZM67 86H68V89H67ZM94 87V88H96V89H98V90H101L99 93H100V95L101 96H104V97H102V98H99L98 97V100L99 99H101L100 101H98L95 97L97 96L96 94H99L98 92H96V89H95V91L92 89V88H88V87ZM96 86V87H95ZM103 86V87H102ZM116 87V88H119V87ZM129 86V85H128ZM132 86V85H131ZM135 86V85H134ZM32 87H35L34 89H32ZM45 87V88H44ZM65 87V88H64ZM85 89H84V88ZM107 87H110V89L108 90V88ZM217 87V86H216ZM14 88V89H13ZM23 88V89H22ZM36 88H38L37 89V91H36ZM41 88V89H40ZM48 88H50V90H48ZM56 88H58V89H56ZM70 88V89H69ZM75 88V89H74ZM78 88V89H77ZM99 88H103V89H99ZM129 88H131V87H129ZM224 88V87H223ZM228 88V87H227ZM7 91H6V90ZM10 89V91H8ZM34 90V91H32V90ZM54 89V90H53ZM56 89V90H55ZM64 89H67V90H64ZM79 89H81V90H79ZM83 89V90H82ZM86 89H89V90H86ZM90 89H92L93 90V92H94V94L92 93V91L90 90ZM219 89V88H218ZM220 89H221V86H220ZM26 92H25V91ZM40 90L42 91V93L40 92ZM58 90V92H56ZM62 90H64V91H62ZM77 90V91H76ZM86 90V91H85ZM102 90H104V91H102ZM109 92V93H106L107 91ZM225 90V88L223 89V91ZM23 91L26 93H23ZM29 91V92H28ZM43 91H45V92H43ZM46 91H48L47 93H46ZM52 91V92H51ZM59 91H60V95H59ZM68 91V92H67ZM71 91V92H70ZM84 91L87 93V95H86V93H84ZM91 91V92H90ZM129 91V92H128ZM139 91V90H138ZM198 91V90H197ZM218 91V90H217ZM9 92V93H8ZM29 94H28V93ZM65 92V93H64ZM74 92V95L72 94ZM76 92V93H75ZM79 92V93H78ZM106 93V94H109V96H108V98L109 97H111V95H110V93H112L113 92V94H114V96L112 97V98H114L115 97V95L117 94L118 95V97L119 96H121L120 98H122L123 97V94H127V92H128V95H131V96H128V95H126V96H124L123 98H122V101H123V99L126 101V103H125V101H123L124 102V104L122 103V101L121 102H118V100H120V98H118L117 100L115 99V101L113 100V102L111 101V102H109V103H111V105L113 106L116 102H117V106L115 105V109H117V112H118V110H120V112L122 111L123 112V115H124V118L127 120V121H129V123L131 124V126L132 125H134L132 128L133 129H131L130 127L131 126H127V125H129V124H127L128 122H123V121H125V120H123L122 118V120L120 119V117H118L119 118V120H121V121H119L118 120V122H121V124L120 123H118L117 122V120L116 121H114L115 120V117L117 116V112H116V110L114 109V112H116L117 114H116V116H115V113H112L113 111H112V106H110V104L109 103H107V101H109V100H106V104H108L107 105V108L109 107L110 109H111V112H110V109H109V111H106L107 110V108L105 107L106 106V104H105V106H104V103L102 102V101H105V99L107 98V96H106V94H103V93ZM114 92H116V93H114ZM120 92L122 93V95H119L120 94ZM132 92V91H131ZM134 92H136L135 91V89H134ZM139 92H141V91H139ZM200 92V91H199ZM199 92H197V93H199ZM220 92V91H219ZM17 93V92H16ZM32 93H33V95H32ZM38 93V94H37ZM40 93V94H39ZM46 93V94H45ZM57 93V94H56ZM61 93H62V95H61ZM72 95H70V94ZM83 93L87 96L86 98H83V97H85V95H83ZM102 93V94H101ZM195 93V92H194ZM194 93H192V94H194ZM196 93V94H197ZM27 94H28V96H27ZM31 94V95H30ZM37 94V95H36ZM42 94V96H40ZM54 94V95H53ZM58 95V96H56V95ZM69 94V95H68ZM81 94V95H80ZM90 94V95H89ZM137 94V93H136ZM192 94H191V96H192ZM194 95L195 97H197V95ZM0 95L1 96H4L3 94H1V92H0ZM25 95H26V97H25ZM38 95H39V97H38ZM65 95V96H64ZM66 95H67V97H66ZM78 95H80L79 97H80V101H79V98H78ZM99 95V96H100ZM134 95V96H133ZM141 95V94H140ZM148 95V94H147ZM32 96V97H31ZM34 96V97H33ZM36 96V97H35ZM48 96V97H47ZM53 96H55V98L53 97ZM68 96H69V98H68ZM74 96V97H73ZM91 96H93V97H91ZM106 96V97H105ZM149 96L150 95H148V96H146V97H148L149 98ZM184 96V95H183ZM187 96V95H186ZM188 96H189V94H188ZM30 98V100H29V98ZM37 97H38V100H37ZM46 97H47V99H46ZM51 97V98H50ZM60 97V98H59ZM72 97V98H71ZM76 97H77V99H76ZM83 99H82V98ZM88 97H91L92 99L93 98H95L97 101H98V103H100L101 102V104L99 105L96 101L95 102H93V101H91L92 99L91 98H88ZM140 97V96H139ZM143 97V96H142ZM190 97V96H189ZM4 98V100H2L1 101V99H3ZM35 98V99H34ZM41 98V99H40ZM56 98H57V100H56ZM60 100H59V99ZM105 98V99H104ZM112 98H109L110 100L112 99ZM138 98V97H137ZM145 97H143V99H144ZM151 98V97H150ZM172 98V97H171ZM180 98H182V97H180ZM186 98V97H185ZM191 98V97H190ZM25 99L27 100L26 102H24L25 101ZM32 99V100H31ZM34 99V100H33ZM49 99L51 100V101H49ZM54 99V100H53ZM62 99V100H61ZM63 99H66V100H63ZM73 99L75 100V106L77 105V109L76 108H74L75 106L73 105V106H70V108L69 107H67V106H65V104L67 103V105H70L71 104V102L73 101ZM88 99H89V101L91 102H88ZM104 99V100H103ZM146 99V98H145ZM144 99V100H145ZM175 99V98H174ZM178 99H179V97H178ZM197 99H198V97H197ZM209 99V98H208ZM12 102H11V101ZM28 100L30 101V102H28ZM40 100V101H39ZM43 100V101H42ZM84 101V103H83V101ZM137 101V103L135 102V101ZM139 100V99H138ZM173 100V99H172ZM180 100H182V101H186L187 99H185V100H183V98L182 99H179V101ZM6 101H7V103H6ZM19 101L21 102V104L19 103ZM32 101V102H31ZM38 101V102H37ZM49 101V102H48ZM77 101V102H76ZM139 101H141V100H139ZM175 102H176V99L174 100ZM173 101V102H174ZM178 101V100H177ZM189 101V100H188ZM187 101V102H188ZM193 101V100H192ZM192 101H190V103L192 102ZM202 101H203V99H202ZM210 101V100H209ZM44 102V103H43ZM80 102V107L82 108V107H84L83 109H78V105L79 104H77V103H79ZM93 102V103H92ZM136 103V105H135V103ZM142 102V101H141ZM141 102H139V103H141ZM173 102H171V103H173ZM181 102V101H180ZM179 102V103H180ZM187 102H184V103H182V104H185V103H187ZM11 103V104H10ZM12 103H14L15 105L16 104H19L18 105V107H17V105L16 106H14ZM24 103V104H23ZM70 103V104H69ZM83 103V104H82ZM88 103V104H87ZM118 103H122V104H119V105H121V106H119L118 105ZM133 103V104H132ZM144 102H142V104H143ZM170 103V102H169ZM195 103H197L196 101L194 102V104ZM202 103H204V102H202ZM1 104H5V105H3V106H1ZM72 104H74V101L72 102ZM71 104V105H72ZM90 104V105H89ZM94 104H97V105H99V108H97L98 110V112L96 111L95 112V106L97 107V105H95L94 106V108H93V105ZM174 104V103H173ZM182 104L180 105V108H182ZM193 104V103H192ZM194 104H193V106H194ZM208 104V103H207ZM209 104H211V103H209ZM208 104V107L209 108H211V109H209L210 111L211 110H213V106L212 105H209ZM84 105V106H83ZM85 105H86V107H85ZM89 105V106H88ZM92 105V106H91ZM130 105V106H129ZM141 105V104H140ZM140 105H138V106H140ZM167 105V104H166ZM176 105V106H175ZM174 106L175 107H177L178 108V110H179V105L178 104H175ZM187 105V104H186ZM185 105V106H186ZM190 105V104H189ZM199 105H201V100H200V104ZM202 105H204V104H202ZM201 105V106H202ZM88 106V107H87ZM91 106V107H90ZM100 106L102 107V106H104L103 107V109L102 110H100L101 108H100ZM119 106V108H117ZM138 106H137V109H138ZM144 106V105H143ZM168 106V105H167ZM191 106V105H190ZM198 106V105H197ZM212 106V107H211ZM216 106V105H215ZM71 107H73V108H71ZM175 107H174V109H175ZM192 107V106H191ZM196 107V106H195ZM204 107V106H203ZM202 107V108H203ZM217 107V106H216ZM106 108V110L104 111V113H103V110ZM114 108V107H113ZM163 108H164V106H163ZM176 108V109H177ZM185 108V107H184ZM190 108V107H189ZM194 108V107H193ZM198 108V107H197ZM196 108V109H197ZM207 108V107H206ZM205 108V109H206ZM215 108V107H214ZM228 108V107H227ZM123 109V108H122ZM127 109H129V110H127ZM141 109H142V105H141ZM160 109V108H159ZM143 110V109H142ZM142 110H140V111H142ZM148 110V109H147ZM161 110H162V108H161ZM178 110H176V112L178 113ZM183 110V113H184V110L185 109H182ZM182 110H179V111H181L182 112ZM188 110V109H187ZM186 110V111H187ZM193 110V109H192ZM195 110V109H194ZM208 110V109H207ZM209 110H208V112L207 113H209ZM216 110V109H215ZM144 111H142L143 113H144ZM158 112H160V110H157ZM174 111V110H173ZM185 111V112H186ZM103 113V116L101 115V117H104L105 118V116L108 114V115H110L111 117V119H112V116H114L113 117V121L111 120V122L113 123H111L110 124V122L109 123H107L106 125L107 126H104L103 127V125L101 126L100 124H102L103 122H99L98 120L100 119H102V118H99V115L100 114H102ZM105 112H107V113H105ZM108 112H110V113H112V114H114V115H112V114H110V113H108ZM120 112H119V114H118V116L120 115ZM135 112V111H134ZM137 112V111H136ZM166 112V111H165ZM180 112V113H181ZM188 112L190 113V111L188 110ZM193 111H191V113H192ZM213 112V111H212ZM93 113H95V114H93ZM99 113V115H98V117H97V114ZM139 113H141V112H139L138 111V115H139ZM142 113V114H143ZM170 113V114H169ZM194 113V112H193ZM198 113V112H197ZM203 113V112H202ZM93 114V115H92ZM104 114H106V115H104ZM136 114V113H135ZM153 114H156V115H153ZM185 114H187V113H185ZM198 114H200V113H198ZM204 114V113H203ZM96 115V116H95ZM121 115H122V113H121ZM133 115V114H132ZM144 115V114H143ZM142 115V116H143ZM189 115H192V114H188V116ZM196 115V114H195ZM195 115H193V116H195ZM93 116V117H92ZM128 117H129V115H127ZM131 116V115H130ZM151 116V117H152ZM181 116L183 117L184 115H182V113H181ZM180 116V117H181ZM186 116V118L188 117L187 115H185ZM185 116L183 117V118H185ZM192 116V117H193ZM199 116V115H198ZM198 116H197V118H198ZM97 117V118H96ZM109 117V116H108ZM136 117V118H135ZM140 117H141V115H140ZM191 117V116H190ZM106 118H107V116H106ZM109 118V119H110ZM117 118V119H118ZM159 118H160V124H158L159 126H157V120L159 121ZM186 118H185V121L184 122H186ZM195 118V117H194ZM200 118V117H199ZM228 118H230V117H228ZM227 118V119H228ZM96 120V123H97V121H98V125H100L99 127L102 129H100L99 130V128H93V126L94 125H97V124H95V120ZM98 119V120H97ZM155 120V122H157V123H155L154 121H152V122H149L150 120ZM167 120V121H165V123L167 124V122H171L172 123V125H171V123H168V124H170V125H166L165 123H164V120ZM192 119V118H191ZM190 118H189V121L188 122H190V120H191ZM232 119V118H231ZM230 119V120H231ZM137 120V121H136ZM193 120V119H192ZM191 120V121H192ZM197 119H195V121H196ZM222 120V119H221ZM229 120V121H230ZM233 121H234V123H235V119H232ZM93 121H94V123H93ZM102 121V120H101ZM103 121H104V119H103ZM106 122H107V120H105ZM104 121V122H105ZM137 123H136V122ZM183 121V120H182ZM182 121H181V123H182ZM194 121V122H195ZM198 121V120H197ZM224 121V120H223ZM223 121H219L218 123H217V125L219 126V127H215L214 126V128L213 129H215V130H218L219 128H221V130H219V131H221L220 133H222V131H225L227 128L226 127H228V125H226V124H228V123H231V122H228L227 123V121H224L226 124H224V122ZM90 122H91V124H90ZM105 122V123H106ZM118 123V124H120L119 126H121L123 129L127 126L128 127V129L130 128V130H129V132H128V129H126L127 130V132L129 133V135H131L132 134V132L131 131H133V130H136V131H133L135 134H132V136H130V137H134V143H133V145L131 144V142L129 141V139H125V140H127V142L129 141V143H130V145H132V146H130V145H128L127 144V142L125 141H120V138L118 139L117 138V140H119V142H123L124 144H125V146L123 145V143L122 144H120L119 142H118V144H114L113 145V143H111L113 140H115L116 139V137H115V135H118V133H119V131H121L122 129H120L121 127H119L118 125L115 127V125H116V123ZM216 122V121H215ZM215 122H213L214 124L213 125H215ZM114 123H115V125H114ZM126 123V126H122V124L124 125ZM140 123V124H139ZM152 123H154V125L152 124ZM176 123V124H175ZM197 123V122H196ZM195 123V124H196ZM212 123V122H211ZM220 123H221V125H222V123L224 124V126L222 127L221 125H220ZM236 123H238V121L236 122ZM148 124V125H147ZM152 124V125H151ZM189 123H187V125H188ZM194 124V123H193ZM93 125V126H92ZM111 125V126H110ZM147 125V126H146ZM191 125V127H192V124H190ZM216 125V126H217ZM233 125V124H232ZM113 126H114V128L115 129H117V127H119V129H117L116 130V132H115V134H113L114 133V131H115V129H113ZM149 126V127H148ZM156 126H157V128H159V129H157L156 128ZM161 126H163V127H161ZM230 126V125H229ZM94 127H96V126H94ZM106 127V128H105ZM107 127L109 128V127H111L112 128V134L114 135V138L112 139V140H109V138H110V136H113V135H111L110 134V136L108 135V131H109V133H111L110 132V129L111 128H109V130L107 129ZM145 127H148V128H145ZM153 127H155V128H153ZM168 127V129L166 130V131H164V129L163 128H167ZM183 127V126H182ZM182 127H181V129H182ZM188 127H190V126H188ZM210 127V126H209ZM211 127H212V125H211ZM224 127L226 128L225 130H224ZM231 127V126H230ZM229 127V128H230ZM104 128V129H103ZM161 128V129H160ZM172 128V127H171ZM170 128V129H171ZM174 128V127H173ZM177 128H176V130H177ZM187 128V127H186ZM217 128V129H216ZM97 129V130H96ZM142 129V130H143ZM150 129V128H149ZM157 129V131L156 132H154L155 130ZM162 129H163V131H162ZM170 129H169V131H170ZM179 129V128H178ZM96 130V131H95ZM108 130V131H107ZM114 130V131H113ZM126 130H125V132H126ZM154 130V131H153ZM159 130H161V131H159ZM210 130H212L211 128H210ZM214 130V131H215ZM101 131H103V132H105V134H103V133H99V132ZM118 131V132H117ZM168 131V132H169ZM172 131H173V129H172ZM174 131H175V129H174ZM203 131V130H202ZM201 131V132H202ZM207 131V130H206ZM214 131H211L210 133H209V136H210V134L211 133H213ZM219 131H215V132H218L219 133ZM257 131V130H256ZM263 131H264V129H263ZM107 132V133H106ZM124 132V130L121 132V133H119V135L120 134H124L123 133ZM152 132V133H151ZM162 132V133H161ZM205 132V131H204ZM214 132V133H215ZM261 132H262V130H261ZM128 133L127 134H124L125 135V137L124 138H128L129 137V135H128ZM137 133V134H136ZM156 133V134H155ZM161 133V134H160ZM203 133V132H202ZM206 133V132H205ZM213 133V134H214ZM229 133V132H228ZM146 134H148V135H146ZM167 134V136H170L168 133H166ZM165 134V135H166ZM197 134V133H196ZM213 134H211V136H213ZM217 134V133H216ZM224 133H222V135H223ZM102 135V136H101ZM103 135H105V136H103ZM107 135H108V137H107ZM118 135V136H119ZM128 135V136H127ZM134 135V136H133ZM140 135V137H138ZM150 135H154V136H152L151 138L149 137ZM173 134H171V136H172ZM194 135V134H193ZM192 135V136H193ZM202 135H204V134H202ZM215 135V134H214ZM219 135L220 134H218V137H219ZM225 135V134H224ZM261 135V136H260ZM123 136V135H122ZM144 138H143V137ZM207 136V135H206ZM208 136V137H209ZM210 136V137H211ZM221 136V135H220ZM244 136V135H243ZM101 137H103L102 139H103V142H101L102 141V139L100 140L99 138ZM106 137L108 138V141H107V139H106ZM135 137H138L137 139H135ZM142 137V138H141ZM151 139V140H148L149 138ZM159 137V138H160ZM195 137H197V136H195ZM204 137H205V135H204ZM203 137V138H204ZM207 137V138H208ZM253 137V138H254ZM261 137V138H260ZM141 138V140H139ZM148 138V139H147ZM192 138V137H191ZM198 138V137H197ZM196 138V139H197ZM201 138V137H200ZM207 138H204L205 140H208ZM213 138H215L214 136L212 137V139ZM248 138V137H247ZM131 139V138H130ZM142 139H147L145 142H147V141H149V142H147V143H145L144 142V140H143V142H142ZM166 139V138H165ZM169 139V138H168ZM193 139H195V138H193ZM217 139V138H216ZM262 139H264V137L262 138ZM117 140H115V142L114 143H116V141ZM122 140H123V137H122ZM133 140H131V141H133ZM137 140V141H136ZM153 140V143L155 142ZM157 140H158V138H157ZM164 140V139H163ZM192 140V139H191ZM198 140H199V138H198ZM246 140L249 142V140H250V142L249 143H247L246 142ZM107 141V142H106ZM109 141H111L110 143L112 144V146L110 145V143L109 144H107ZM159 141V142H160ZM179 141V140H178ZM197 141V140H196ZM214 141H215V139H214ZM231 141V142H230ZM98 142V143H97ZM137 142H139L138 144L139 145H137ZM190 142H192V144L190 143ZM211 142V141H210ZM239 142V143H240ZM255 142V143H254ZM262 142H263V140H262ZM262 142H260V143H262ZM99 143H101L103 146H106V147H108V145H110V147L113 149V151H109V150H112V149H109V147H108V150H107V148H105V147H103L101 144L99 145ZM106 143V144H105ZM144 143V145H141V144H143ZM156 143V142H155ZM165 143H168V142H165ZM164 143V144H165ZM179 143V145H177ZM205 143H206V141H205ZM231 143H236V144H234V146H233V144L231 145ZM264 143V142H263ZM121 145L123 148L125 147V149H124V151H125V153H126V150L128 151L129 150V154H125L124 153V151H120L121 149H123V148H121V147H119V148H121L120 150H119V148L117 147V149L120 151H118L116 148H113L114 146L116 147V146H118V145ZM135 144V145H134ZM188 144V145H189ZM207 144H209V143H207ZM211 144H212V142H211ZM253 144L251 145V146H253ZM95 145H97V146H102V147H99V149H101V150H103V148H105V150H107V151H105V152H100L99 150H97L98 148H96L97 146H95ZM126 145H128L127 146V148L129 147L130 149H127L126 148ZM152 145V144H151ZM157 145H158V143H157ZM160 145V144H159ZM158 145V146H159ZM198 146V148H197V146ZM236 145V146H235ZM261 145V144H260ZM260 145H256L257 146V148L256 149H260V148H258V146H260ZM136 146H138V147H136ZM148 146H150V145H148ZM177 146V147H176ZM180 146L182 147V152H180L181 151V148H180ZM194 146V147H193ZM229 146H233L234 148V150L232 149V147H230L231 149H232V151L235 153V151H236V148H237V151L238 150H240V149H242V150H240L242 153H237V154H239V156L240 157H238L237 155V158L233 155V156H230V154L232 153V151L229 149ZM256 146H254V148L256 147ZM135 147H136V149H135ZM154 147V146H153ZM157 147V146H156ZM160 147H159V149H160ZM176 147V148H175ZM202 147V148H203ZM236 147V148H235ZM239 147V148H238ZM261 147V146H260ZM131 148H133V149H131ZM149 148V147H148ZM184 148V149H183ZM192 148H194V149H192ZM202 148H201V150H202ZM219 148H221V147H219ZM222 148V149H223ZM244 148V149H243ZM251 148V147H250ZM261 148H263L264 149V147H261ZM114 149H116L117 150V152H116V150H114ZM151 149H153V148H151ZM156 149V148H155ZM179 149H180V151H179ZM206 149V148H205ZM209 149V148H208ZM221 149V150H222ZM247 149V148H246ZM252 149H253V147H252ZM255 149V151H257ZM263 149H260V150H263ZM130 150L133 152L134 150L136 151V150H138V152L136 153V152H134L135 154H133L132 152H130ZM170 150V149H169ZM186 150H188V151H186ZM191 150V151H190ZM214 150V149H213ZM228 150H230L229 152H228ZM260 150L258 151L259 153H260ZM147 151V150H146ZM156 151V150H155ZM190 151V152H189ZM192 151H193V156H192V154H189V153H192ZM251 151H254V149L253 150H251ZM187 152V153H186ZM201 152V151H200ZM231 152V153H230ZM124 153V154H123ZM131 153H132V155H131ZM184 155H183V154ZM202 153V152H201ZM249 153H251V152H249ZM161 154V155H160ZM186 154V155H185ZM208 154V155H207ZM245 154V153H244ZM247 154V153H246ZM258 154V153H257ZM257 154H255V155H257ZM154 155H155V157H154ZM163 155H164V157H163ZM189 155V156H188ZM190 155H191V157H193V158H195L194 160H198V161H190V163H188L189 161L188 160H193V158L191 159L190 158ZM197 155V156H196ZM253 155V154H252ZM152 156H153V158L157 161H160V162H156L155 163V161H154V159L152 158ZM162 156V157H161ZM180 156H185V157H181L180 158ZM197 157V159H196V157ZM205 156L207 157L206 159H205ZM219 156V157H218ZM247 156H248V154H247ZM133 157V158H132ZM166 157V158H165ZM217 157H218V159H219V161H218V159H217ZM249 157V156H248ZM253 157V156H252ZM137 158V159H136ZM142 158V157H141ZM159 158V159H160ZM185 158V159H184ZM229 158V159H228ZM234 158H236V159H234ZM244 158H247V157H244ZM130 159L132 160H134L135 162H131L130 161ZM139 159V160H138ZM153 159V160H152ZM205 159V160H204ZM221 159H224L223 161L221 160ZM234 159V160H233ZM148 160V161H147ZM152 160V161H151ZM178 160H181V163H183L182 161H184V163L186 164V165H189V166H187V168L189 169V171H187V169L185 168L186 167V165H184V166H182L183 167V169L182 168H179L180 166H181V163H180V161H178ZM186 160V161H185ZM228 160H230V161H232V162H230V161H228ZM240 160V159H239ZM138 161V162H137ZM151 161V162H150ZM154 161V162H153ZM177 162V163H176ZM187 162V163H186ZM194 162L195 163H197V164H195L197 167L196 168H194L195 167V165H194ZM200 162V163H199ZM209 162H207V163H209ZM227 163V164H225V165H231V166H233L232 168H231V170H230V168L227 166V168H225V167H223V163ZM180 163V164H179ZM183 163V164H184ZM222 163V164H221ZM230 163H234V164H230ZM175 164H179L178 165V167H177V169H181V172L182 173H180V170H179V172L177 171L176 173H175V171L177 170L175 167L177 166H175ZM210 164V163H209ZM214 164V165H213ZM219 165H220V167H221V165H222V168H220L219 167ZM252 165V164H251ZM174 166V167H173ZM190 166L193 168H191L190 169ZM203 166H205V167H207V168H205V167H203ZM230 166V167H231ZM246 166V167H247ZM111 167H113L114 168V170H113V172H111L112 171V169L113 168H111ZM198 167H200L201 169L200 170H202V168H203V170H202V172L201 171H198ZM235 167V168H234ZM240 167V168H239ZM250 167V166H249ZM174 168V169H173ZM184 168L186 169L185 171H187V173L184 171ZM198 168V169H197ZM229 168V169H228ZM243 168V169H242ZM173 169V170H172ZM233 169H235V171L233 170ZM248 169H250V168H248ZM111 170V171H110ZM175 170V171H174ZM194 170V171H193ZM199 172V174H198V172ZM222 170H225V171H222ZM228 170H229V172H228ZM236 170H238V171H236ZM247 170V169H246ZM246 170H244L243 172H245ZM107 171H108V173H107ZM174 171V172H173ZM192 171H193V173H192ZM205 171H207V172H205ZM185 172V173H184ZM200 172L202 173L201 175H200ZM204 172V173H203ZM238 172V173H239ZM243 172H240L239 174L238 173H236V174H238V176H240L241 174L243 175ZM250 172V171H249ZM109 173H113L112 174V176H111V174H109ZM117 174L116 176L114 175V174ZM177 173H180L181 174V176H178L177 175ZM184 173V174H183ZM191 175H195L194 173H197L194 177H195V179L198 181V180H200V178L202 177V179L201 180H203L202 182H201V180L200 181H198L199 183H197L196 182V180H195V182H193L194 181V177L193 176H191ZM248 173V172H247ZM246 173V174H247ZM251 173V172H250ZM106 174H109V175H107L106 176ZM182 174L184 175V177L182 176ZM189 174V175H188ZM220 174V175H219ZM246 174H245V176H246ZM174 175H177L176 176V178H174L175 176ZM199 175H200V178H199ZM206 177V178H208V180L205 178L204 179V177ZM218 175L219 176H221V177H218ZM222 175H223V178H222ZM247 175H249V174H247ZM108 176H110V177H108ZM114 176L117 178L116 180H115V178H114ZM187 176V177H186ZM216 176V177H215ZM231 176L230 177H228V179H230L231 178ZM237 176V175H236ZM236 176L234 177V176H232V177H234L235 178V180H238L237 178H236ZM179 177V178H178ZM181 177V178H180ZM192 177V178H191ZM219 178V182L217 181V183H215L214 181H216L218 178ZM185 178V181L183 180V182H182V179H184ZM190 178H191V180L193 179V183L191 184L190 182H189V180H190ZM199 178V179H198ZM222 178V180H220ZM210 179H213V180H210ZM216 179V180H215ZM232 179V181H233V178H231ZM239 179H241V178H239ZM206 180H207V182H206ZM212 181V182H211ZM225 181V180H224ZM228 181V182H227ZM231 180H226V182H223V184H219V185H221V187H224V186H227V184L228 183H231L230 182ZM256 181V180H255ZM186 182H189L188 184H190V186H188V184L186 183ZM206 182V183H205ZM214 182V183H213ZM254 182V181H253ZM187 184V187L185 186L186 184ZM197 183V184H196ZM201 183V184H200ZM205 184V185H203V186H205V187H203L202 186V184ZM233 183V182H232ZM235 183H236V181H235ZM255 183H257V181L255 182ZM260 183H262V182H260ZM213 184V186L212 187H210L211 185ZM215 184H217V185H215ZM224 184H226V185H224ZM257 184H259V183H257ZM256 184V185H257ZM196 185H198L199 186V188H197L196 187ZM210 185V186H209ZM224 185V186H223ZM229 185H231V184H229ZM250 185H252V184H250ZM200 186H202L203 188H205V189H203V188H200ZM233 186H235V184L234 185H232V189H229L230 191H228V189H227V187H226V189H227V191H228V195H226L225 197L226 198H228V197H230V195H231V193H233L231 196L232 197H235V198H230V200L233 202V203H236L237 204V207H239L238 206V203L240 202V201H243V202H245L244 200H241V198H243L244 196H240V197H237V198H239V202L237 201H234V200H236L237 198H236V196H237V194L239 193V195H240V193H242V192H236V190L234 189V192H233ZM258 186V185H257ZM259 186H261L260 184H259ZM101 187V188H100ZM103 187V188H102ZM174 187V188H173ZM195 189H194V188ZM230 187V186H229ZM245 187V186H244ZM254 187V186H253ZM252 187V188H253ZM122 188H125V190L124 191H122ZM173 188V189H172ZM184 188V189H183ZM187 188V189H186ZM188 188H190V189H192V191H190V189H189V191H190V193H189V191H188ZM216 188H213V189H216ZM225 188V187H224ZM243 188V187H242ZM249 187H247L246 189H248ZM264 188V187H263ZM180 189V190H179ZM222 189V188H221ZM221 189H216L218 192L220 191V193H218L219 195H221L222 196V193L223 192H225V191H221ZM240 189V188H239ZM176 190H177V192H176ZM184 190V194H185V190H187V192L189 193H186V195L188 196L189 195V198H192V197H190V195H191V193H192V195H193V198L192 199H185V197H187L186 195H184V196H182V194H183V192L182 191ZM201 190H203V191H205L204 193H202L201 192ZM223 190V189H222ZM232 190V191H231ZM237 190H238V188H237ZM263 190V189H262ZM132 191V192H131ZM244 191V190H243ZM250 191V190H249ZM129 192V193H131V194H133V196L135 197H137L138 199H134V197L132 196L131 197V194L130 195H128L127 196V193ZM180 192V193H179ZM214 192V191H213ZM212 192V193H213ZM216 192V191H215ZM231 192V193H230ZM252 192V191H251ZM250 192V193H251ZM111 193V194H110ZM128 193V194H129ZM135 193V194H134ZM176 193H178V194H181V196L179 195V197H177L178 196V194H177V196H176ZM202 193V194H201ZM209 193V192H208ZM216 193V194H217ZM226 193V192H225ZM225 193H223L224 195H225ZM235 193V194H234ZM246 192H244V195H246L247 196V194H245ZM249 193V194H250ZM113 194V195H112ZM124 194H126V195H124ZM215 194V193H214ZM213 194V195H214ZM215 194V195H216ZM243 194V193H242ZM253 194V193H252ZM191 195V196H192ZM208 195V194H207ZM206 195V196H207ZM212 194H211V197L213 196ZM214 195V198L216 197ZM219 195H217V197L216 198H218L219 197ZM235 195V196H234ZM125 196H127V197H125ZM205 196V197H206ZM210 196V195H209ZM220 196V197H221ZM228 196V197H227ZM129 197H131V198H129ZM135 197V198H136ZM176 197L177 198H179V199H181V200H177L176 199ZM180 197H182V198H180ZM223 197V196H222ZM225 197H223V198H220V199H223L222 201H229L228 199H226ZM251 197V196H250ZM119 198V199H118ZM121 198V199H120ZM160 198V199H159ZM161 198H162V200H161ZM164 198H165V200L167 199V200H171V201H167V202H170V203H168V204H166V202H162V201H165L164 200ZM175 198V199H174ZM208 198V197H207ZM213 198V197H212ZM225 198V199H224ZM245 198H247V197H245ZM115 199H117L118 201H120L118 204L120 205V207H119V205L118 204H116L118 201H116ZM134 199V200H133ZM183 199V200H182ZM185 199V200H184ZM194 199V200H193ZM200 199V198H199ZM202 199H203V197H202ZM210 199V198H209ZM208 199V200H209ZM220 199H216L218 202L216 203L215 201H212L211 199H210V201H209V204H211L210 202H213V206L212 205H210L209 207L211 208V211H212V213H215L214 215H215V217H214V215H212L213 217L211 218V216H210V218L211 219H214L213 221L209 218V215H207V217H206V215H205V212L202 214V218H204V217H206V221L208 222V220L210 221V222H214L213 224L214 225H216L217 223H219L220 221H221V218H222V220L224 219L223 217L224 216H222V214L220 215V213L222 212H225L224 214H225V219H227V212L230 210L229 208H230V206L229 205H231L230 203L228 204V203H226L225 201V204H228V206H229V208H228V206L226 205V207H225V204L223 203V205H222V201L220 202ZM249 199V198H248ZM252 199V198H251ZM174 202H173V201ZM176 200V201H175ZM192 202H191V201ZM215 200V199H214ZM247 200V199H246ZM114 201H116V202H114ZM161 201V202H160ZM178 201H181V202H178ZM183 201V202H182ZM186 201H189L188 203H189V205H188V203L186 202ZM230 201V202H231ZM251 201V200H250ZM171 202H173L174 203V205H173V203H171ZM175 202H177V204L175 205ZM185 202V203H184ZM196 202H197V200H196ZM196 202H194V203H196ZM206 202V201H205ZM231 202V203H232ZM247 202V201H246ZM245 202V203H246ZM113 203V204H112ZM162 203H164L163 205H161ZM179 203H180V205H182L181 203H183V205L185 206V204H187V206L186 207H183V206H180L179 205ZM191 203V204H190ZM216 203V204H215ZM218 203L219 204H221V205H218ZM232 203V205H234L235 207H236V204H233ZM242 203V202H241ZM240 203V204H241ZM245 203H244V205H245ZM166 204V205H165ZM208 204V205H209ZM249 204V203H248ZM116 205H118V207L116 208V207H114V206H116ZM169 205H173V206H168ZM178 205H179V207H180V209H178V211L179 210H181V208L183 209V210H181V211H177L176 209V207H178ZM195 205V204H194ZM193 205V206H194ZM205 205V204H204ZM243 205V203H242V206H244ZM247 205V204H246ZM111 206H113L114 208H116V209H112L111 208ZM175 206V208H174V210H173V207ZM215 206H217V207H215ZM221 206V210H220V208H218V207H220ZM223 206V207H222ZM241 206V205H240ZM162 207H164V208H162ZM178 207V208H179ZM205 207V206H204ZM203 207V208H204ZM208 207V208H209ZM214 208V210H215V208H217L215 211L214 210H212L213 208ZM237 207H236V209H237ZM151 208H152V210H151ZM161 208H162V210H161ZM168 208H172L171 210H172V212L174 211L175 212V214L173 215V213L171 212V210H169ZM208 208H206V214H210L211 213V211H210V209H209V213H208ZM222 208L224 209V211H222ZM225 208H226V210H227V208L229 209L227 212H226V210H225ZM232 208H233V210H234V207L232 206L231 207V210H232ZM161 211H160V210ZM167 209V211L165 212V210ZM185 209V210H184ZM191 209V208H190ZM200 209L201 210H204L205 211V208L204 209H202L201 207H200ZM219 209V210H218ZM244 209V208H243ZM149 210H151L150 212H149ZM156 210V211H155ZM160 212H159V211ZM176 210V211H175ZM218 210V211H217ZM230 210V211H231ZM233 210L230 212V213H232L233 212ZM238 210V209H237ZM237 210H234L235 212L237 211ZM183 211V212H182ZM214 211V212H213ZM220 211V212H219ZM239 211H240V207H239ZM241 211H242V208H241ZM155 212V216L154 217H156V215H157V217L159 216V215H161L160 217H162V218H159L158 217V219L160 220H158L157 219V217H156V219H157V221L156 222H154V220H156L154 217H153V213ZM159 212V213H158ZM162 212V213H161ZM165 212V213H164ZM169 212V213H168ZM171 212V213H170ZM193 212V211H192ZM202 212V211H201ZM149 213H150V215H149ZM164 213V214H163ZM167 213V214H166ZM195 213V212H194ZM197 213V212H196ZM195 213V214H196ZM230 213H228V215H229V217H230ZM242 213V212H241ZM245 213H247V211L245 212ZM153 214V215H152ZM166 214V215H165ZM168 214H169V216L170 217H168ZM172 214V215H171ZM189 214V213H188ZM193 214V213H192ZM199 214V213H198ZM197 214V215H198ZM201 214H200V218H199V220L201 219V220H203V222H204V219H202L201 218ZM218 214L220 215V216H222V217H219L218 216ZM235 215L237 214V212L236 213H234ZM152 215V216H151ZM166 217H168V219H164V218H166ZM182 215H184V214H182ZM186 215V214H185ZM190 215V214H189ZM231 215H233V214H231ZM235 215H233V216H235ZM238 215V214H237ZM243 215V214H242ZM241 215V216H242ZM248 215V214H247ZM151 216V217H150ZM195 216V215H194ZM204 216V217H203ZM218 216V217H217ZM246 216V215H245ZM164 217V218H163ZM187 217V216H186ZM189 217V216H188ZM193 217V216H192ZM191 217V218H192ZM228 217V218H229ZM178 218V217H177ZM183 218V217H182ZM195 218H198V217H195ZM207 218H209L208 220H207ZM220 218V219H219ZM231 218V217H230ZM234 218V217H233ZM238 218V217H237ZM153 219V220H152ZM161 219H164V220H162V222H161ZM174 219V218H173ZM173 219H172V223H173ZM184 219V218H183ZM217 219H219V220H217ZM189 220V219H188ZM193 220V218L191 219V221ZM195 220H197V219H195ZM231 219H229V221H230ZM151 221H153L152 223H151ZM181 221V220H180ZM198 221V220H197ZM218 221V222H217ZM136 222V223H135ZM139 222H141L140 223V225L138 224ZM160 223V224H158V223ZM176 222V221H175ZM177 222H179L178 220H177ZM199 222V221H198ZM197 222V223H198ZM203 222H201V224L203 223ZM207 222H206V224H207ZM215 222H217L216 224H215ZM222 222V221H221ZM223 222H226V221H223ZM232 222V221H231ZM154 223H156V224H154ZM165 223V222H164ZM200 223V222H199ZM205 223V222H204ZM136 224V225H135ZM194 224V223H193ZM219 224H221V223H219ZM134 225V226H133ZM155 225V226H154ZM158 225V226H157ZM159 225H161V226H159ZM195 225H196V223H195ZM153 226L155 227V230L153 229ZM156 226H157V229H156ZM167 226V225H166ZM193 226V225H192ZM191 226V228H192V230L194 229V227H192ZM203 226V225H202ZM205 226V225H204ZM203 226V227H204ZM208 226V225H207ZM213 226V225H212ZM211 226V227H212ZM220 226V225H219ZM158 227H159V229H158ZM170 227V226H169ZM196 227H201V225L200 224H197V226ZM206 227V226H205ZM209 227H210V225H209ZM208 227V228H209ZM122 228H124L122 231H120L121 233L122 232H125V229H127L126 230V233H125V235H123L124 233H120L119 232V230H121ZM161 228V229H160ZM181 228V230H179ZM216 228H218V227H216ZM172 229V230H173ZM204 229V228H203ZM212 229H214V228H212ZM211 229V230H212ZM157 230H160V231H157ZM184 230V231H183ZM202 230V229H201ZM209 229H207V230H205L206 232L208 231ZM210 230V231H211ZM156 231V232H155ZM181 231H183V232H181ZM190 231V233L188 232V234H190L191 236H192V232H191V229L189 230ZM195 231V230H194ZM197 231V230H196ZM195 231V232H196ZM199 231H200V229H199ZM176 232V233H175ZM205 232V233H206ZM122 235H120V234ZM156 233H157V235L159 234L160 236L162 235V234H164V235H162V236H166L165 237V239L166 238H169V239H164V237H162L161 239V241H160V238L158 237V236H156ZM162 233V234H161ZM182 233V234H181ZM202 233H203V231H202ZM198 234V237H200L199 236V234L200 233H197ZM181 235H184L186 238H184V236H181ZM189 235V236H190ZM196 234H194V236H195ZM201 235H203V234H201ZM179 236V237H178ZM180 237H183L182 239L180 238ZM195 237H197V236H195ZM151 238H152V241H153V239L154 238H156L154 241H153V243H151ZM157 238H159V239H157ZM179 239H181L180 241H179ZM184 239V240H183ZM186 239V240H187ZM191 239H195V238H191ZM191 239H189V240H191ZM198 239V238H197ZM148 240L150 241V245L152 246V245H156L155 243V241L156 240H158L161 244H162V246H161V244H159V242L157 241V243H158V245H157V247L158 246H160L161 247V249H159V248H157L156 246H152L153 247V251H148L147 253H148V255H144V250H146L147 251V247H145L144 246V244L146 245H148V246H150L149 245V243H148ZM163 240H165V241H163ZM166 241V242H167ZM173 241V240H172ZM192 241H194V242H197L196 241V239L195 240H192ZM202 241V240H201ZM147 242V243H146ZM163 242V243H162ZM165 242V243H166ZM180 242V243H179ZM173 243V242H172ZM172 243H171V241H170V246L172 245ZM177 243H179L180 245H177ZM199 243V242H198ZM172 245V246H175V245ZM183 244V243H182ZM192 244H195V246H196V243H192ZM166 245H167V243H166ZM144 247L143 248V250H142V247ZM171 246V247H172ZM180 246V247H179ZM192 246V245H191ZM194 246V245H193ZM162 247H164V248H162ZM171 247L169 248V250H168V252L170 251V249H171ZM140 248H141V250H140ZM157 248V250L159 251H155V249ZM178 248L176 249L175 247H174V250L172 249V251L175 253V251L176 250H178ZM184 248V249H183ZM152 248L150 247L148 250H151ZM188 249V248H187ZM140 251V252H139ZM141 251H143V252H141ZM172 251H170V253L172 252ZM179 251H180V249H179ZM151 254H150V253ZM162 252H163V250H162ZM172 252V253H173ZM178 252V251H177ZM182 252V251H181ZM188 252V251H187ZM186 252V253H187ZM140 253V254H139ZM142 253V254H141ZM146 253V252H145ZM146 253V254H147ZM156 254V255H155ZM169 253H167L166 252V254H164V252L161 254V256H165V258H167L166 256L168 255ZM176 254V253H175ZM175 254H172V255H170V257L171 256H176ZM180 254L182 255L183 254V252L182 253H179L178 255L180 256ZM138 255H139V257H141V258H137L136 260L134 259V258H136V257H138ZM183 256L185 257V255L183 254ZM183 256H182V258H183ZM187 256V255H186ZM157 259H156V258ZM169 256H168V258H170ZM176 257H178V256H176ZM164 258V259H165ZM167 258V260H169ZM173 258V257H172ZM172 258H170V259H172ZM133 259L135 260V261H133ZM157 261H156V260ZM163 259V260H164ZM176 260V259H175ZM125 261H128L127 263L125 262ZM149 261V262H150ZM169 261H171V260H169ZM173 261H174V258H173ZM172 261V262H173ZM135 262V263H136ZM140 262H142V263H140ZM152 263H153V261H151ZM161 262H164V261H161ZM161 262H160V260H159V263L161 264ZM166 262V261H165ZM172 262H171V264H172ZM151 263V264H152ZM146 264H147V262H146ZM150 264V263H149Z\"/></svg>",
  "mask_w": 264,
  "mask_h": 264
},
{
  "label": "rangeland",
  "instance_id": "obj_2",
  "mask_svg": "<svg viewBox=\"0 0 264 264\" xmlns=\"http://www.w3.org/2000/svg\"><path fill=\"white\" fill-rule=\"evenodd\" d=\"M98 1V0H97ZM96 1V2H97ZM100 1V0H99ZM109 1V2H108ZM113 0H107V2H108V4H109V8H111V10L108 8V11L107 10H105L106 9V6L105 5H107L106 3H105V1L103 2V3H105V4H103V6H105L104 8H103V10L102 11H104V12H106V13H102V11H101V9H99V8H102L103 6H101V5H99L100 7H95L94 9H96L97 8V10H99V11H101V13L99 12V15L101 16V17H103V18H101V20H100V16L98 17L94 12H92V14L94 13V16H97V17H93L92 16V14L90 13V11H86L87 13H85V16L88 14L89 15V13H90V17H85L86 19H88L89 18V20H85V18H84V16H83V18H84V20H82L83 22L84 21H86V22H84L85 24H89V22H90V24L92 23L91 21H93V23L91 24L92 25V27L90 28V26L91 25H89L88 27H89V30H91L93 27V29L91 30V31H89V30H87L86 31V33H85V31H83L84 32V34L85 35H88V33H89V37L86 39V37H85V35L83 36L81 33H78V35L79 34H81L82 36H83V39L81 38V37H78V35L76 36V34L75 33H77V32H75L74 34H75V36H76V38L78 39V38H80V39H73L74 41H75V43L77 44V46H74L73 47V44L75 45V43L73 42V40L72 41H68L67 39H69V40H71V38H72V36H71V38L69 37L70 35H72V31L69 29V28H76V27H78V26H76V24H77V22H79L80 20L79 19H81L82 17H78V20L79 21H77L76 20V23L75 24H70L71 25V27H69L68 28V30H70V33L71 34H69V32L67 33L66 31H62L61 30V27H60V30L62 31V32H60L59 34H60V36H62L63 35V37H61V39H59V37L57 36L56 37V35H58V34H56L55 35V38H57L56 40L54 39V36H53V41H55L53 44H55L56 43V41H57V43H60V48H62L63 46L62 45H64V51H65V53H62L63 55L64 54H66V52H67V50L69 49V52L67 53L68 55L70 54V57H72L71 59L72 60H70L71 62L73 61V59L76 61V59L75 58H78L77 59V61L76 62H74V63H76L75 64V67H72V65H70L72 68L71 69H73V70H69L68 72L71 74V71H74V68H76V66L78 65L79 66V64L81 65L82 63H84L83 64V66H86V65H88V64H86L85 65V63L86 62H88V61H86V60H90L89 62H93V58L95 57L93 54H95L97 51H94V50H97V49H102L103 48V50L102 51H104L105 50V52H107L106 50L107 49H109L110 47H108L110 44H112V45H114V44H123V45H121V46H123V49L127 46L126 44H131V46L129 45V48L128 47H126V49L128 50L129 49V51L131 52V50H132V52L133 53H135L134 52V50L135 49H137V50H140L139 52H137V50H136V53H135V57L134 56H132V52L131 53H129V51H128V54H130V57L129 56H123L122 55V53H121V55L123 56V58H126V59H121L122 57H120L119 59V62L121 61V65L124 67H121L118 63V60H117V62L118 63H116V65H110V64H112L111 62H109V61H107V65H108V67H107V65H106V67H105V65L103 66L102 64H100V65H98L99 63L98 62H100V60L97 62L98 64H97V66H99L98 68L100 69V66L102 65V68L103 67H105L106 68V70H108L109 71V69H110V66H111V69H115V68H112V67H116L117 65H119L121 68H119V66H118V69H120L122 72H125L124 70H126L127 68V70L126 71H128V73L127 72H125V75H126V79H127V77H128V82H129V78H131L130 77V75H128L129 74V72H130V74L131 75H134L135 74V71L136 70H138V71H140L139 73H137L138 71H136V73L137 74H140V75H142L143 77H141V79L142 80H140V75H137L138 76V79H137V76L135 75V77H136V79L134 78V76L132 77L133 79H135L134 81H133V79L132 80H130L132 83H134V84H132L131 82L130 83H128V85H125V84H127V82H125V81H127V80H125V81H123L124 79L122 78V80H121V77H123V74L121 73L120 74V71H119V73H118V69H117V72H116V69H115V71L114 72H116V75L117 74H120L119 76L120 77H118V75L116 76L115 75V73L113 72V70H111V72H113L112 74L113 75H115L114 77H118L120 80H118V82H120L119 84H121V82H124V83H122V85H123V88H124V85H125V89L127 90V87H128V89H132L133 87V89L132 90H130V93L129 94H134L133 96L134 97H132V98H134L135 100H137L138 101V103H137V101H135L136 103H137V105H136V103H135V105H136V107L133 105V107L132 106H130L132 109L133 108H136V110L135 109H133V112H132V114L129 112L127 115H129V117L126 115V113H125V111L126 110H124V109H126L127 108V106H128V104H129V102H132L133 101V99H131V101H130V99H127L128 97L126 96V95H128V92H127V94L125 95V94H123V97L124 96H126L125 98H126V101H128V104L126 103V101L123 99V101H125V103L127 104L126 106H124L125 104H124V102L122 101V98H120L121 96H119L118 97V93H119V91H121V89H123V88H120V86H118L117 84V86L119 87V88H116L115 87V89H114V87H112L115 83V79L113 80V81H108V83H105V86H104V88L106 89V84H108L107 86H109L110 85V87H111V89H110V87H107L108 88V90L110 89L111 91H115L116 89H118V90H116V92L118 91V93L115 95V99L117 100L118 98H120V100H118V102H121L122 101V103L124 104V105H119V104H122V103H118V105L119 106H121V108H119V106L117 107V108H119V109H121V110H123L124 111V115H125V118L127 117V118H129L130 120H131V122L130 123H133V121H134V118H132V116H135L136 115V117H137V120H138V118H143L144 116L146 117V115L145 114H149L150 115V119L151 118H153V116L150 114V113H154L155 111H156V114H158V113H161V114H159V117L161 116H163V114H168V112H167V110L170 108L169 107V104L173 107V109H170L172 112H170L169 114L171 115L170 116V118H169V115H168V117L165 115V117L164 118H168V120H170L171 119V117L175 114V116H179V118H182V119H179V118H177V117H175V116H173L172 117V122H176V123H179L178 121H180V123H179V126H178V128L173 124V126H171L172 125V123L169 121V122H167V124L165 123V121H167L166 119L164 120V123L166 124V125H170V124H168V123H171V127H169V129H170V131H169V129H168V127L165 129V128H163L164 129V131H166L167 129H168V131H166V133H168L170 136H167V134L165 135L164 133H163V136H165V138L164 137H162V140L160 141V139H161V135H159V137H157V136H155L154 138H155V142L153 143V140L151 141V143H149V144H147V148H145L146 147V145H144V143L143 144H141V145H144V147L142 146V147H140L138 150H140L141 151V149H142V155H141V153L140 152H138V150H134L133 152L130 150V152H132L133 154H135L134 152H138L137 154L138 155H136V156H134L133 155V157L135 158V157H139L140 158V160L139 161H141V159H143V158H145V156L147 155V153H148V155L150 154V152H151V154L154 152L156 155L158 154V153H156L157 152V150L159 151L160 150V152L161 151H163L162 149L165 147V146H167V144L169 145L170 143V145L172 146V145H174V144H172V143H175L176 144V142H182V145L181 146H183V144L185 143V148L187 147V146H189L188 148H190V147H192V145L190 146V144H189V141H188V143H186L187 142V140H189L190 139V141H192V142H194V140H195V142H198L197 144L200 146V143H201V140H202V144H205L204 146H205V148L203 147V145H202V150H201V148L199 149L198 148V146H197V150H196V148H195V154H197V153H200V154H206V152L207 153H209L210 154V152L212 153L213 151L214 152H216V155H219V154H217L219 151L218 150H220V152L222 151L223 152V150H224V148L227 146L225 143H227L228 145H229V140H231V139H233V140H231L232 142L235 140H237L238 139V137L240 138V136H241V140H244V138L245 139H249L250 137L249 136H247V135H250V133H252L251 135H253L254 134V136L255 137H257V140H258V135H255V134H257V132L258 133H262V134H264V131H263V129H264V0H229V2H231V3H229L228 2V0H220V2H219V0H211V2H209L210 0H206L207 2H205V0L203 1H201V0H195V1H197V2H195L194 0H186L187 1V4H188V2H191L192 1V3H190V5H192V7L191 6H188V5H184L186 8H184L182 5H183V3L185 4L186 3V1L185 0H162V1H160V0H149V1H147V0H145V1H147V2H145L144 0H124V2H126L125 4H123L124 2H123V0H117V2H118V4H115V5H113V6H115V7H113L112 5H111V2H112ZM115 1V0H114ZM119 1L121 2V4L119 3ZM129 1V2H128ZM136 1H137V3H136ZM156 1V2H155ZM164 1V2H163ZM167 1H170L171 3H166L167 5H164L163 3H165V2H167ZM175 2V4H174V2ZM185 1V2H184ZM194 1V2H193ZM215 1V2H214ZM225 1V2H224ZM95 2V3H96ZM101 3L100 4H102V1H100ZM139 2V3H138ZM149 2H154V3H156V4H154V3H151V5H150V3ZM160 2H161V8H157L156 7V5L158 6L159 4H160ZM163 2V3H162ZM173 2V3H172ZM178 3V5H177V3ZM180 2H182V3H180ZM199 2H202V3H199ZM211 4L210 6H209V3ZM214 2V3H213ZM216 2H217V4L219 5H216ZM224 2V3H223ZM114 3H116V1L114 2ZM136 3V4H135ZM143 4V6L141 5V4ZM147 3V4H146ZM149 3V4H148ZM180 3V4H179ZM194 3H197L196 5L194 4ZM207 3V4H206ZM220 3V4H219ZM227 3V4H226ZM233 3H234V5H233ZM238 3V4H237ZM241 3V4H240ZM96 4H98V3H96ZM113 4V3H112ZM139 5V7H138V5ZM199 4V5H198ZM201 4H203V5H201ZM206 4V5H205ZM215 4V5H214ZM223 4H225V5H223ZM240 4V6L238 7V5ZM88 5V6H87ZM87 5H85V8L86 7H90L89 5L90 4H87ZM92 5H95V4H92ZM117 5V6H116ZM121 5V6H120ZM137 5V6H136ZM144 5H145V7H144ZM171 5H174V6H171L172 8L171 9H173V10H171L170 11V6ZM198 5V6H197ZM220 5H221V7H220ZM76 6V5H75ZM97 6V5H96ZM112 6V7H111ZM120 6V8H118ZM125 6V7H124ZM136 6V7H135ZM141 6V7H140ZM148 6L153 10L154 9V11L155 10H157V12L161 9L162 10V12L165 10V8H167L168 10H165V13L167 12V13H169L170 12V14H171V12L172 11H183V9L185 10H187V8H188V10L187 11H185V12H187L188 13V15L185 17H181V16H179V18H177V19H180V20H174V18H173V20L175 21V22H171V24L172 25H170L168 22V24H167V26L165 27L164 26V28H163V26H162V29H160L161 31H167V33L165 32V34H167L166 36H162V34L163 35H165L164 34V32H161V31H159V29H155L156 27L158 28L159 26H161L162 25V19L167 15V13L165 14H163L162 12V14L160 15L159 14V16L157 15V14H155L150 8H148ZM166 6V7H165ZM176 6V7H175ZM179 6V7H178ZM180 6H182L183 7V9H182V7H180ZM194 6H195V8H194ZM200 6H202V7H200ZM203 6H204V8H203ZM209 6V7H208ZM215 8H214V7ZM235 6V7H234ZM80 8L82 7V6H79ZM78 7V8H79ZM93 7V6H92ZM91 7V8H92ZM155 7V8H154ZM162 7H164V8H162ZM169 7V8H168ZM174 7L176 8V9H174ZM191 7V8H190ZM201 9H200V8ZM209 8V9H206V8ZM218 9H217V8ZM220 7V8H219ZM230 7V8H229ZM231 7H233V8H231ZM73 8H74V6H73ZM72 8V9H73ZM83 8H84V6H83ZM135 8V9H134ZM141 8H144V9H147V10H145V11H148V9L150 10V12H145L144 11V13H143V11L141 12L140 11V9ZM157 8V9H156ZM193 8L194 9H196V11L198 10L199 11V13L198 12H196L195 10H193ZM198 8V9H197ZM204 9V12H202V10ZM210 8H212V11L210 10ZM213 8H214V10H213ZM234 8H236V10H233ZM72 9H70V11L73 13V12H75V10H73L72 11ZM76 9V8H75ZM134 11V13L132 14V11ZM137 9H138V11H140V13H142V14H139V13H137L136 11H137ZM143 9V10H144ZM190 9V10H189ZM85 10H89V9H84V11ZM117 10V11H116ZM121 10H122V12H121ZM126 10V11H125ZM129 12H128V11ZM142 10V9H141ZM160 10V11H161ZM210 12H209V11ZM230 10V11H229ZM80 11V10H79ZM92 11V10H91ZM95 11V10H94ZM121 13H120V12ZM176 11V12H177ZM180 12V13H182V15H186L187 13H183V12ZM194 14L195 12V14L193 15L191 12ZM194 11V12H193ZM207 11V13H205ZM217 11V12H216ZM78 12V11H77ZM76 12V13H77ZM81 12H82V10H81ZM89 12V13H88ZM108 12V13H107ZM116 12H119V13H117L116 14ZM176 12L175 13H173L172 14V16L174 15V14H176ZM209 12V13H208ZM212 12V15L210 14ZM214 12H216L215 13V15H214ZM224 13V14H222V13ZM72 13H69V14H72ZM96 13H97V11H96ZM127 15H126V14ZM151 13H153V14H151ZM180 13L178 14V15H180ZM189 13H190V15H189ZM68 14V13H67ZM79 14H81V13H79L78 12V15ZM84 14V13H83ZM98 14V13H97ZM109 14V15H108ZM124 14V15H123ZM130 14H132L133 15V18L131 17V16H129ZM136 14V15H135ZM139 14V15H138ZM154 15L155 17H153V18H161V16H162V18H161V21L160 22H162L161 24L159 23V22H157L158 21V18H157V20H155V19H152V16H150L151 17V19H148V21H147V17H149L148 15ZM170 14H168V15H170ZM201 14H203V15H201ZM206 14H208V16L209 15H211V16H207ZM222 14V15H221ZM228 14V15H227ZM76 16H78L77 14H75ZM103 15H108V16H103ZM114 15V16H113ZM117 15V16H116ZM127 17H126V16ZM141 15V17L139 18V16ZM144 15H146V17L144 16ZM156 15H157V17H156ZM164 15V16H163ZM167 15V16H168ZM198 15H201V16H198ZM205 15V16H204ZM224 15V16H223ZM72 16H74V15H72ZM72 16H70V19H71V17ZM79 16H81V15H79ZM112 16V17H111ZM116 16V17H115ZM121 16H123V17H121ZM129 16V17H128ZM135 16H138V17H135ZM172 16H170L171 18H172ZM190 16V17H189ZM194 17V19L195 20H197V21H194V19H192L193 17ZM198 16V17H197ZM204 16V17H203ZM208 18H207V17ZM91 17H93L95 20H91L92 18ZM121 17V18H120ZM127 19H129V22H126V18ZM131 17V18H130ZM175 17V19H176V15L174 16ZM197 17V18H196ZM203 17V18H202ZM206 17V18H205ZM213 17H215V18H213V20H212V18ZM218 17V18H217ZM222 17H223V19H222ZM233 17V18H232ZM65 18V17H64ZM67 18H68V15H67ZM67 18H65V19H67ZM82 18V19H83ZM97 18H99V20L97 21ZM106 18V19H105ZM117 18H118V20H117ZM123 18H124V20H123ZM138 18V19H137ZM146 18V23L148 24H154V25H156V27L153 25H151L153 28H151L152 30H151V34H153V35H150V31L147 29H145L146 31H147V33H149V34H147L146 32H145V30H144V27H145V25H147L146 23H145V25H144V27H142V26H140V27H142V29L144 30V32H145V35L147 36H145L144 35V33L143 34H141V38H140V40L141 39H144V38H146V39H144V40H142L141 42H140V44L142 45V44H146V45H148L149 46V44H151V43H153L154 45H156L157 47H156V53H157V51L159 50V49H161L160 47L163 45L164 46V49H163V46H162V50L164 51V50H168V51H170L169 49L171 48V46L173 47V49L175 50V48H176V44H177V48H176V51H174V50H172V51H170V52H168V51H165V53L163 54V51L161 52V51H158V53L157 54H160V53H162V56L161 55H157L156 53H155V51L153 52V53H155V55L156 56H160L158 59H157V57L156 56H152V57H154L153 59H152V57H151V59H149V57H150V54L149 53H151V54H153L149 49H148V47H147V49H148V51H150V52H148V51H146L147 49H146V47H144V46H146V45H144L143 47H144V50H141V46H140V44L139 45H136L135 43H128V41L126 40V38L127 37H132V34L134 33V31H133V33L131 32V30H133V29H136V28H139L138 26H135L136 24L134 23V21H135V19H136V21H140L141 19L144 21V19ZM183 18H185L184 20H182ZM189 18H191V19H189ZM198 18H200V19H198ZM205 18V19H204ZM210 18V19H209ZM228 20H227V19ZM232 18V19H231ZM63 19V18H62ZM77 19V18H76ZM102 19H103V22H105V23H103L102 22ZM120 19V20H119ZM122 19V20H121ZM126 19V20H125ZM133 19V20H132ZM165 19H167V18H165ZM207 19H209L208 21H207ZM217 19H218V21H217ZM222 19V20H221ZM21 20V19H20ZM72 20V19H71ZM91 20V21H90ZM105 20V21H104ZM130 20H132V21H130ZM155 20V21H154ZM168 20H169V16H168ZM172 20V19H171ZM181 20L184 22L185 20H187L186 22H184V23H182L181 22ZM189 20V21H188ZM191 20H193V22L191 21ZM199 20V21H198ZM203 20H205V21H203ZM212 20V21H211ZM220 20V21H219ZM229 20H231V21H229ZM67 21H69L68 19H67ZM123 21H125V22H123ZM135 21V22H136ZM151 21V22H150ZM165 21V20H164ZM167 21V20H166ZM179 21L181 22V23H179ZM224 21H228V22H224ZM63 22V21H62ZM65 22V21H64ZM73 22H74V19H73ZM72 22V23H73ZM83 22H81V26H83L84 25V23ZM98 22H99V24H98ZM101 22L103 23L102 25L103 26H101ZM131 22V23H130ZM154 22V23H153ZM180 24V25H182L183 26V24H184V26L183 27H181L178 23ZM189 23V25H188V23ZM191 22V23H190ZM194 22H196V23H194ZM198 22H200V23H198ZM210 22H212L211 24H208V23ZM219 22H221V23H219ZM58 23H60V22H58ZM96 23H97V25H96ZM125 23V24H124ZM130 23V24H129ZM133 23V24H132ZM141 23V22H140ZM165 23V22H164ZM163 23V25H166V24H164ZM177 23V24H176ZM203 23H207V24H204V25H206V26H204L203 25ZM214 23H219V24H214ZM55 24V23H54ZM63 24V23H62ZM61 24V25H62ZM83 24V25H82ZM95 24V25H94ZM127 24V25H126ZM134 25V27H136V28H134L132 25ZM137 24L139 25V23L137 22ZM149 24H148V26H149ZM157 24H160V25H157ZM185 24H187V26H189L188 28H190V26H191V24H194V25H192L191 26V28L189 29V30H183V28H186L187 26L185 25ZM195 24H198V25H196L195 26ZM200 24H202L201 26H199ZM55 25H59V24H55ZM60 25V26H61ZM65 25H68L69 26V24H67V22H66V24ZM73 25H74V27H73ZM78 25V24H77ZM87 25H84V26H87ZM129 25H131L132 26V28L133 29H128V28H130L131 26H129ZM141 25V24H140ZM209 25V26H208ZM83 26V28L81 27V29H86V27H84ZM105 26V27H104ZM126 26V27H125ZM129 26V27H128ZM150 26V27H151ZM174 29H172L171 27ZM175 26H176V28H175ZM181 28H180V27ZM197 26H199V27H197ZM203 26V27H202ZM95 27L97 28V27H99V29L97 28V30L95 29ZM150 27H148V28H150ZM179 27V29H177ZM194 27V29H192ZM195 27H197V29L195 28ZM47 28H49V27H47ZM55 28V27H54ZM56 28H59V27H56ZM66 27H63L62 29H65ZM74 28V31L77 29H75ZM79 28H80V26H79ZM79 28H78V30H79ZM147 28V27H146ZM166 28V29H165ZM168 28V29H167ZM188 28H186V29H188ZM198 28H200L199 30H198ZM51 29H52V26H51ZM80 29V30H81ZM102 29V30H101ZM140 29V28H139ZM175 31L174 33H173V31ZM192 29V30H191ZM46 30V29H45ZM56 30V29H55ZM55 30L53 29L52 31L53 32H55ZM66 30H67V28H66ZM67 30V31H68ZM73 30V29H72ZM128 30V31H127ZM154 30H157V31H159L160 33H158V32H156L157 34H159V36L158 35H155L154 34ZM169 30H171L172 32L170 33V31ZM178 30L179 31H181V32H187V33H184L183 35H182V33L181 32H179L178 33ZM193 30H196L195 32H193ZM48 31V30H47ZM58 31V30H57ZM77 31V30H76ZM125 31V32H124ZM126 31L127 32H130V33H132L130 36H127V35H129L130 33H126ZM137 31V29L135 30V32ZM153 31V32H152ZM169 31V32H168ZM43 32V31H42ZM49 33L51 32V30H49L48 31ZM65 33V35H64V33ZM95 32V35H97V36H95V37H97L98 38V42L96 41V39L94 38V36H91L93 33ZM142 32V31H141ZM191 32V33H190ZM43 33H45V34H47L46 33V31L45 32H43ZM48 33V34H49ZM55 33H57V32H55ZM66 33H67V35H66ZM100 33V34H99ZM177 33H178V35H177ZM192 34L191 36H190V34ZM52 34H54V33H52ZM62 34V35H61ZM127 34V35H126ZM140 35V32L138 31V32H136L135 33V36L136 35ZM172 34H174V35H172ZM51 35V34H50ZM81 35H79V36H81ZM104 35V36H103ZM134 35V34H133ZM145 36V37H143V36ZM154 35H155V37H156V39H157V36H158V38L159 37H161V38H159V40L161 39V43H160V41L158 40H156L155 38H154ZM171 35V36H170ZM186 35H187V38H186ZM41 36H42V34H41ZM47 36V35H46ZM45 35L43 36V37H46ZM52 36V35H51ZM74 36V35H73ZM102 36V37H101ZM151 37V39H150V37ZM172 36L173 37H175V38H172ZM178 36V37H177ZM181 38H180V37ZM183 36V37H182ZM40 37V36H39ZM49 37V36H48ZM85 37V38H84ZM90 37H93V38H90ZM100 37V38H99ZM106 37V38H105ZM125 37V38H124ZM149 37V38H148ZM169 38L170 39V37H171V39L170 40H172V41H170L168 38H167V40L166 39H164V38ZM192 37V38H191ZM67 38V39H66ZM89 38L91 39V40H95L96 41V43H98V45L96 46L94 43H95V41L93 42V41H90L89 40ZM105 38V39H104ZM132 38H134V37H132ZM148 38V39H147ZM155 39V41H154V39ZM177 38V39H176ZM42 39V38H41ZM45 39V38H44ZM51 40V38L49 37L48 39H46V41H48V40ZM84 39L86 40L85 42H84ZM101 39V40H100ZM105 41H104V40ZM124 41H123V40ZM136 39V38H135ZM149 39H150V42L148 43V41H149ZM179 39H183V41H181V42H178V40ZM185 39V40H184ZM36 40H37V38H36ZM60 40H61V42H60ZM62 40H67L66 42L64 41H62ZM80 40V41H79ZM87 40H89V41H87ZM132 40V39H131ZM148 40V41H147ZM164 40V41H163ZM172 43L173 41L174 42H176V43H174V44H172L171 46H170V42ZM186 40H188V41H186ZM35 41V40H34ZM43 40H41V42H42ZM79 41V42H78ZM81 41H83V43L81 42ZM104 41V42H103ZM122 41V42H121ZM136 41V40H135ZM138 41V40H137ZM147 41V42H146ZM165 41H166V43H167V41H168V45L165 43ZM33 42V41H32ZM37 42H39V41H37ZM45 42V41H44ZM50 42H52V40L51 41H49V43ZM62 42H63V44H62ZM71 43L70 44V46L68 47V43ZM91 42V44H93V47L91 46V44H90V46L88 45L89 43ZM101 42V43H100ZM103 42V43H102ZM124 42H127L126 44H124ZM131 42V41H130ZM132 42H134V41H132ZM145 42V43H144ZM154 42H156V43H160V45H158V44H156V43H154ZM165 44H164V43ZM186 42V43H185ZM40 43V42H39ZM46 43V42H45ZM44 43V46H43V48H46L45 46H47L48 45V42L45 44ZM56 43V45L58 46V44ZM65 43H66V45H65ZM78 43H80L79 45H80V47H79V45H78ZM189 43V44H188ZM32 44V45H31ZM133 44H135L134 46H132ZM138 44V43H137ZM182 44H184V46L182 45ZM188 44V45H187ZM30 45H31V48H32V51L36 48V50H38L39 49V47H38V45H36L37 47H38V49H37V47L35 46V48L33 49V47H34V45H35V42H34V45H33V43H30ZM40 46H41V43L39 44ZM42 45H43V43H42ZM49 45H51V47H52V44H49ZM85 45V46H84ZM100 45L102 46V47H100ZM120 45H114V46H116V48L119 46L120 47ZM167 45V47H165ZM175 46V48H174V46ZM179 45V46H178ZM194 45H197V46H194ZM28 46H29V44H28ZM65 46H67V47H65ZM84 47L83 48V50H82V47ZM89 46V47H88ZM95 46V47H94ZM104 46V47H103ZM105 46H107V47H105ZM137 46H139L140 48H136ZM158 46H160V47H158ZM168 46H169V48H168ZM56 47V46H55ZM54 47V45H53V48H52V51H53V53H52V55L55 53L54 52V50L57 48H55ZM71 47V48H70ZM81 48V50L79 49V48ZM131 47V48H130ZM143 47H142V49H143ZM150 47H151V45H150ZM178 47H179V49H178ZM40 48H42V47H40ZM43 48L42 49H40L41 50V52H43L44 50H43ZM66 48H67V50H66ZM74 48V49H73ZM91 48V49H90ZM94 48V49H93ZM112 48H114V47H112ZM121 48V47H120ZM133 48V49H132ZM152 48H154V47H152ZM157 48H159L158 50H157ZM29 49H30V46H29ZM28 49V47L26 48V50H29ZM47 50H48V46H47V48H46ZM45 49V50H46ZM51 49V48H50ZM49 49V50H50ZM58 50H60L59 48H57ZM117 49H119V48H117ZM122 49V50H123ZM146 49V50H145ZM172 49V48H171ZM180 50V51H178V50ZM24 49H22V52H24L23 51ZM36 50H35V52H36ZM40 50H38L36 53H37V55L39 54L40 56H42L43 57V55L45 54L46 55V53L44 52V54L43 55H41L40 53H38V52H40ZM43 50V51H42ZM48 50V51H49ZM78 54H76L74 51ZM114 49H112V51H113ZM116 50V49H115ZM120 50V49H119ZM122 50H120V52L122 51ZM126 50V51H127ZM154 50V49H153ZM152 50V51H153ZM20 51V50H19ZM32 51H30L29 50V52H32ZM48 51H47V53H48ZM63 51V48L61 49V51L59 52V54L61 53V52H64ZM70 51H72V52H70ZM86 51V52H85ZM91 51H93V53L91 52ZM98 51H100V50H98ZM124 51V50H123ZM143 51V52H142ZM145 51L147 52V54L145 53ZM18 52V51H17ZM16 52V53H17ZM21 52V51H20ZM19 52V53H20ZM35 52H33V54L35 53ZM57 52V53H58ZM84 52V53H83ZM87 52H89V54H87ZM116 52V51H115ZM120 52H119V54H120ZM142 53V55L143 56H141L140 54H138V53ZM166 52H168V53H170L169 55L166 53ZM173 52V53H172ZM178 52V53H177ZM179 52H181V53H179ZM15 53V54H16ZM27 53H28V51H27ZM35 53V54H36ZM56 53V54H57ZM99 54V56H100V53H101V51L100 52H98ZM104 53V52H103ZM102 53V54H103ZM118 53V52H117ZM125 53V52H124ZM127 53V52H126ZM23 54V53H22ZM22 54H20L21 56H22ZM30 54V53H29ZM35 54H34V57L36 58L37 56H35ZM66 54V56L67 57H69L68 55ZM74 54V55H73ZM97 54V53H96ZM101 54V55H102ZM107 54H108V52H107ZM111 54V53H110ZM136 54L137 55H139V56H137L136 57ZM144 54H146V55H148V59L151 61L150 62V65H148L149 63V60L148 59H146L147 58V56H145ZM176 56H175V55ZM16 55H19V54H16ZM49 56H50V54H48ZM63 55H61L62 57H63ZM77 55V56H76ZM82 55H84V57H81ZM87 55V56H86ZM91 55V56H90ZM98 55H97V58H98ZM103 55H105V53L103 54ZM112 55V54H111ZM126 55V54H125ZM134 55V54H133ZM163 55H164V57H163ZM166 55V56H165ZM170 56V58H168V56ZM178 55V56H177ZM182 55V56H181ZM185 55V56H184ZM25 56V55H24ZM24 56H23V58H24ZM28 56V55H27ZM33 56V55H32ZM65 56V55H64ZM75 56V57H74ZM86 56V57H85ZM106 56V55H105ZM108 56H110V55H108ZM107 56V58L105 57V62H106V60L107 59H109V57ZM117 56V55H116ZM118 56H120V55H118ZM146 58H145V57ZM16 57H18V56H16ZM15 57V58H16ZM42 57L40 58V57H37L38 59L40 58V60L42 59ZM48 57V56H47ZM61 57V58H62ZM67 57H64V61H65V63H66V60H65V58H67ZM74 57V58H73ZM93 57V58H92ZM128 57V58H127ZM133 57V58H132ZM141 57L145 60V61H143L142 62V60L143 59H141ZM172 57V58H171ZM174 57H175V59H174ZM185 57V58H184ZM23 58H21L22 60H23ZM49 58V57H48ZM54 58H56V56H54ZM60 58V59H61ZM97 58H94V61L96 62L98 59ZM102 58V57H101ZM112 58V57H111ZM118 58V57H117ZM116 57H115V59H117ZM129 58H131V59H133V60H131V59H129ZM138 58V59H137ZM140 58V59H139ZM164 60V59H166V60H169V59H172L171 61L169 60V62H170V64H169V62H167L166 60H162V59ZM18 59V58H17ZM16 59V60H17ZM25 59H27V57L25 58ZM28 59H32L33 60V58H29L28 57ZM38 59H35V60H37L38 61ZM59 59V60H60ZM96 59V60H95ZM113 59V58H112ZM127 59L128 60H131V64H130V61H128L129 63H127ZM157 59V60H156ZM160 59V60H159ZM20 60V59H19ZM43 60V59H42ZM41 60V61H42ZM49 60V59H48ZM47 60V62H45L44 61V64L46 63H49V61H52V60H49L48 61ZM80 62H79V61ZM82 60H84V61H82ZM110 60V59H109ZM123 60H126V62L125 61H123ZM140 61L139 63H138V61ZM154 60H156V61H154ZM162 60V61H161ZM15 61V60H14ZM26 61H28V60H26ZM57 61V60H56ZM62 61V60H61ZM70 61H67V63L68 62H70ZM133 61H135V63H138L139 65H137V64H135ZM147 61V63H145V65L143 64L144 62H146ZM153 61V62H152ZM160 61V62H159ZM12 62V61H11ZM23 62V61H22ZM29 62V64H30V61H28ZM33 63H34V61H32ZM31 62V64L29 65L30 66V68H32L31 66H33L32 63ZM36 62V61H35ZM39 62V61H38ZM38 62H36L35 64H37ZM59 62V61H58ZM58 62H57V64H58ZM82 62V63H81ZM94 62V63H95ZM105 62H101V63H105ZM108 62H109V64H108ZM114 62H115V60H114ZM123 62H125V64L123 63ZM155 62V63H154ZM159 62V63H158ZM162 62H167L166 63V65L165 64H163ZM175 62V63H174ZM17 63V61L15 62V64ZM19 63V65H20V61L18 62ZM53 63H54V61H53ZM53 63H51V64H53ZM61 63V62H60ZM94 63H92V65H90L91 67H92V69H94L95 68V65H94V67H93V64ZM135 65H134V64ZM142 63V64H141ZM157 63V65H155ZM162 63V64H161ZM172 63V64H171ZM42 64V63H41ZM64 64V62L62 63V65ZM70 63H68V65H69ZM73 64V63H72ZM124 64V65H123ZM128 64H130V65H128ZM153 64V65H152ZM159 64V65H158ZM161 64V65H160ZM9 66H10V64H8ZM7 65V63H6V65L5 66H8ZM26 64H21V66H25ZM60 65V64H59ZM58 65V66H59ZM87 66V67H90V66ZM134 65V66H133ZM144 65V66H143ZM146 65H148V68L145 70L144 68H141V66L142 67H147ZM152 65V66H151ZM164 65V66H163ZM170 67H169V66ZM36 65H34L33 67H35ZM48 66H52V65H49L48 64ZM61 66V65H60ZM59 66V67H60ZM67 66V64L65 65L64 64V67L63 68H57V65L55 66V71L57 70V71H59L60 73L59 74H61L60 76H61V78L63 77L62 76V72L61 71H66L65 73L68 75V72H67V70L68 69H65V67ZM70 66L68 67V68H70ZM125 66H127V67H125ZM130 66V67H129ZM136 66H140V68L139 67H136ZM158 66H160V67H157ZM11 67H14V65L12 66L11 65ZM11 67H9L10 68V70L12 71V69H11ZM16 67V70L14 69L13 71L14 72H17V68L19 67H17V65L15 66ZM14 67V68H15ZM26 67V66H25ZM27 67H28V63H27ZM36 67H38V65L36 66ZM44 67H46V66H44ZM81 67H82V65H81ZM132 67H134V70L135 71H133L132 73H131V70H133L132 69ZM155 67V68H154ZM260 67H261V69H260ZM27 69V71H26V69L25 70H23L24 69V67H23V69H22V71H25V73H28V70L30 71L31 69ZM46 68H48V67H46ZM46 68H45V71H46ZM57 68V69H56ZM79 68H80V66H79ZM78 68V69H79ZM83 68V67H82ZM82 68H80L79 70H82ZM107 68H109V69H107ZM126 68V69H125ZM130 68V69H129ZM137 68V69H136ZM139 68V69H138ZM152 68H154V69H151ZM256 68H258V69H256ZM42 68H40V70H41ZM48 69H50V68H48ZM52 69H53V67H52ZM52 69H50V71L52 70ZM58 69H60V70H58ZM64 69V70H63ZM84 69V68H83ZM86 69V68H85ZM92 69H90V70H92ZM140 69H144L143 71H141ZM9 70V71H10ZM21 69H19V73L21 72L20 71ZM32 70H34V69H32ZM36 70V69H35ZM39 69L37 68V71H38ZM39 70V72L40 73H42L41 71ZM54 70V69H53ZM75 70H77V69H75ZM78 70V71H79ZM89 70V69H88ZM97 70V69H96ZM103 70H105V69H103ZM256 70H258V71H256ZM10 71V72H11ZM44 71V72H45ZM49 71V70H48ZM57 71H56V73H57ZM107 71V72H108ZM146 71H147V74H146ZM150 71V72H149ZM14 72H12L11 74H6V75H12ZM17 72V73H18ZM44 72L42 73V75L44 74ZM47 72V71H46ZM80 72V71H79ZM90 72V71H89ZM95 72V71H94ZM104 72V71H103ZM102 72V73H103ZM106 72V73H107ZM110 72V71H109ZM23 73V72H22ZM34 73H36V72H34ZM51 74L50 75H52V76H50L49 75V77L51 78L52 77V79L53 78H55V81L57 80V77H54V74L55 73H53L52 74V71L50 72ZM64 73V74H65ZM78 73V72H77ZM144 73L147 75H144ZM149 73V74H148ZM32 73H30V75H31ZM37 74V73H36ZM39 74V73H38ZM46 74V73H45ZM59 74H55L56 76L58 75L59 76ZM65 74V75H66ZM72 74H74V72H72ZM95 75H92V78H93V76L94 77H96V75L98 74H96V73H94ZM19 75H21V74H19ZM19 75H17V78L19 77ZM26 75V74H25ZM35 75V74H34ZM34 75L32 76V77H34ZM39 75H41V74H39ZM75 75H77L76 74V71H75V74H74V76ZM98 75H100V73L98 74ZM113 75H111V73H110V76L112 77ZM128 75V76H127ZM7 76V77H8ZM14 76H16L15 75V73H14ZM29 75H27L25 78H26V80H28V77ZM48 76V75H47ZM73 76V77H74ZM107 76H108V73H107ZM106 76V77H107ZM6 76L4 77V79L6 78V79H8ZM10 77V76H9ZM13 77V76H12ZM20 77H22V76H20ZM19 77V78H20ZM31 77V78H32ZM44 77V76H43ZM65 77H67V76H65ZM73 77H70V75H68V78H73ZM76 77V76H75ZM11 78V77H10ZM9 78V79H10ZM15 79L14 80V82L16 81V80H18V79ZM24 78V77H23ZM30 78V77H29ZM49 78V79H50ZM59 79H60V77H58ZM78 78H79V75H78ZM99 78V76L97 77V79ZM107 78H109V77H107ZM107 78H105L104 77V79H107ZM5 79V80H6ZM13 79L14 78H12L11 80H10V82L11 81H13ZM33 79V78H32ZM35 79H38V78H34L33 80H35ZM41 79V78H40ZM43 79V78H42ZM45 79V78H44ZM43 79V80H44ZM51 79V80H52ZM65 78H63V80H58V81H56L57 83H61V82H63V81H67V80H64ZM76 79V78H75ZM91 79V78H90ZM90 79H88L89 80V82H90V84H91V82H92V79L90 80ZM93 79H95V78H93ZM102 80V78H99L98 79V81L99 80ZM144 79V80H143ZM32 80V81H33ZM51 80H49V82L51 81ZM77 80V79H76ZM83 80V79H82ZM88 80H86V82L88 81ZM96 80V79H95ZM101 80L99 81V82H101ZM111 80V79H110ZM116 80H117V78H116ZM137 80V81H136ZM138 80L141 82H138ZM9 81V80H8ZM19 81V80H18ZM18 81H17V83H18ZM30 81V80H29ZM38 81H39V79H38ZM37 81V82H38ZM45 85H46V83H48L47 82V80L45 79ZM59 81H61V82H59ZM69 81V80H68ZM67 81V82H68ZM72 81V80H71ZM104 81V80H103ZM102 81V82H103ZM107 81V80H106ZM136 81V82H135ZM226 83H225V82ZM229 82V84H228V82ZM9 82V83H10ZM22 82H23V80H22ZM36 82V83H37ZM40 82H41V80H40ZM42 82H44V81H42ZM54 82V81H53ZM78 82V81H77ZM83 82H84V80H83ZM95 83H96V81H94ZM93 82V83H94ZM101 82V83H102ZM113 82V83H112ZM17 83H13L12 82V85L11 86H13V84H17ZM21 82H19L18 83V85L17 86H20L19 84H20ZM24 83V82H23ZM23 83H22V85H23ZM35 83V82H34ZM57 83H54V84H57ZM78 83H80V82H78ZM88 83V82H87ZM92 83V84H93ZM100 83V84H101ZM109 83H112V84H109ZM136 83H138L137 85H136ZM142 83H143V85H142ZM24 84H27V83H24ZM30 84H31V81H30ZM41 84V83H40ZM44 84V83H43ZM52 84V83H51ZM59 84H57V85H59ZM63 84H65L66 85V82L65 83H63ZM63 84H61V85H63ZM69 84V83H68ZM74 84H75V81H74ZM91 84V85H92ZM96 84H98V82L96 83ZM95 84V85H96ZM100 84H98V85H96L97 87L100 85ZM227 84V85H226ZM14 85V88L16 87V88H18L17 86H15ZM35 85V84H34ZM56 85V86H57ZM70 85H71V83H70ZM70 85H68V86H70ZM76 85V84H75ZM88 85V84H87ZM87 85H85V86H87ZM102 85V84H101ZM100 85V86H101ZM132 85V86H131ZM135 85V86H134ZM0 86H1V84H0ZM24 86V85H23ZM28 86V85H27ZM27 86H25L24 88L26 89L27 88ZM32 86V85H31ZM38 86H40L39 84H38ZM37 86V87H38ZM42 86V85H41ZM40 86V87H41ZM44 86V85H43ZM42 86V87H43ZM51 86V85H50ZM60 86V85H59ZM64 86V85H63ZM63 86H60V88L61 87H63ZM68 86H67V89H68ZM71 86H73V85H71ZM70 86V87H71ZM84 86V85H83ZM93 86H94V84H93ZM95 86V87H96ZM99 86V87H100ZM115 86V85H114ZM217 86V87H216ZM220 86H221V89H220ZM41 87V88H42ZM96 87V88H97ZM103 87V86H102ZM129 87H131V88H129ZM225 88V90L223 91V89ZM228 87V88H227ZM9 88H11L12 89V87H10L9 86ZM13 88V89H14ZM28 88H30V87H28ZM28 88H27V90H28ZM35 87H32V89H34ZM39 88V87H38ZM38 88H36V91H37V89ZM40 88V89H41ZM45 88V87H44ZM46 88H47V86H46ZM52 88H53V84H52ZM65 88V87H64ZM71 88H73V87H71ZM84 88V87H83ZM86 88V87H85ZM84 88V89H85ZM88 88H92L94 91H95V89L96 88H94V87H88ZM219 88V89H218ZM23 89V88H22ZM31 89V90H32ZM43 89V88H42ZM56 89H58V88H56ZM55 89V90H56ZM67 89H64V90H67ZM70 89V88H69ZM75 89V88H74ZM78 89V88H77ZM92 89H90L91 91H92V93L94 94V92H93V90ZM99 89H103V88H99ZM134 89H135V91L136 92H134ZM4 91V88L2 89V87H1V90H0V92H1V94H3L4 96H1L0 95V98L1 97H4L6 100H7V98H8V100L9 99H11V100H13V102L15 103V98H16V100H17V97H19L18 96V92H19V95H20V99L19 100H21V94H20V87H19V91L17 90V89H14V91H16V92H13V90H11V92H10V94L8 95V94H4V93H7V92H5L4 91V93H2L3 91ZM6 90V89H5ZM26 90V91H27ZM39 90V89H38ZM44 90V89H43ZM48 90H50V88H48ZM54 90V89H53ZM59 90V89H58ZM58 90L56 91V92H58ZM64 90H62V91H64ZM79 90H81V89H79ZM83 90V89H82ZM86 90H89V89H86ZM85 90V91H86ZM98 89H96V92H100L101 90H98ZM124 90V89H123ZM126 90H124L125 92L124 93H126ZM141 91V92H139V91ZM198 90V91H197ZM218 90V91H217ZM7 91V90H6ZM8 91H10V89L8 90ZM22 91V90H21ZM25 91V90H24ZM23 91V93H25ZM32 91H34V90H32ZM77 91V90H76ZM84 91V93H86ZM90 91V92H91ZM102 91H104V90H102ZM107 91V90H106ZM132 91V92H131ZM200 91V92H199ZM220 91V92H219ZM29 92V91H28ZM27 92V93H28ZM40 92L42 93V91L40 90ZM43 92H45V91H43ZM48 91H46V93H47ZM52 92V91H51ZM68 92V91H67ZM71 92V91H70ZM98 92V93H99ZM110 92V91H109ZM108 91L106 92V93H109ZM116 92H114V93H116ZM122 92V91H121ZM120 92V94L119 95H122V93ZM195 92V93H194ZM197 92H199V93H197ZM9 93V92H8ZM45 93V94H46ZM65 93V92H64ZM76 93V92H75ZM79 93V92H78ZM83 93V95H85ZM105 92L103 93V94H106ZM137 93V94H136ZM192 93H194V94H192ZM198 95H197V94ZM26 94V93H25ZM29 94V93H28ZM28 94H27V96H28ZM38 94V93H37ZM36 94V95H37ZM40 94V93H39ZM57 94V93H56ZM55 94V95H56ZM70 94V93H69ZM68 94V95H69ZM73 95H74V92L72 93ZM77 94V93H76ZM75 94V95H76ZM102 94V93H101ZM141 94V95H140ZM150 95L149 96V98L148 97H146V96H148V95ZM188 94H189V96L191 97H189L188 96ZM191 94H192V96H191ZM197 95V97H198V99H197V97H195L194 95ZM31 95V94H30ZM32 95H33V93H32ZM54 95V94H53ZM59 95H60V91H59ZM61 95H62V93H61ZM71 95V94H70ZM74 95V96H75ZM81 95V94H80ZM80 95H78V98H79V101L81 100L80 99ZM86 95H87V93H86ZM85 95V97H83V98H86L87 96ZM90 95V94H89ZM95 95V94H94ZM97 96L95 97L97 100H98V97L99 98H102V97H104V96H101L100 95V93L99 94H96ZM100 95V96H99ZM109 96V94H106V96ZM110 95H111V97H109V98H112L113 96H114V94H113V92L112 93H110ZM131 95H128V96H131ZM184 95V96H183ZM187 95V96H186ZM17 96V97H16ZM40 96H42V94L40 95ZM56 96H58V95H56ZM65 96V95H64ZM72 96V95H71ZM73 96V97H74ZM105 96V97H106ZM108 96H107V98L105 99V101H102L103 103H104V106H105V104H106V100H109V101H107V103H109V102H113V100L115 101V99L114 98H112L111 100L108 98ZM140 96V97H139ZM145 97L144 99H143V97ZM7 97V98H6ZM25 97H26V95H25ZM32 97V96H31ZM34 97V96H33ZM36 97V96H35ZM38 97H39V95H38ZM38 97H37V100H38ZM43 97V96H42ZM48 97V96H47ZM47 97H46V99H47ZM54 98H55V96H53ZM66 97H67V95H66ZM91 97H93V96H91ZM91 97H88V98H91ZM138 97V98H137ZM151 97V98H150ZM172 97V98H171ZM178 97H179V99H182L183 98V100H185V99H187L186 101H182V100H180L179 101V99H178ZM180 97H182V98H180ZM186 97V98H185ZM4 98L3 99H1V101L2 100H4ZM27 98V97H26ZM29 98V97H28ZM51 98V97H50ZM60 98V97H59ZM58 98V99H59ZM68 98H69V96H68ZM72 98V97H71ZM82 98V97H81ZM82 98V99H83ZM95 98H91L92 100L91 101H93V102H97L98 103V101H100L101 99H99L98 101L95 99ZM176 99V102L174 101L175 99ZM209 98V99H208ZM23 100H24V98H22ZM35 99V98H34ZM33 99V100H34ZM41 99V98H40ZM76 99H77V97H76ZM87 99V98H86ZM103 99V100H104ZM141 100L142 102H144L143 104H142V102L141 101H139V100ZM173 99V100H172ZM202 99H203V101H202ZM10 100V101H11ZM29 100H30V98H29ZM28 100V102H30ZM32 100V99H31ZM54 100V99H53ZM56 100H57V98H56ZM60 100V99H59ZM62 100V99H61ZM63 100H66V99H63ZM178 100V101H177ZM189 100V101H188ZM193 100V101H192ZM200 100H201V105L202 104H204V105H199L200 104ZM210 100V101H209ZM22 101V100H21ZM27 100L25 99V101L24 102H26ZM40 101V100H39ZM43 101V100H42ZM49 101H51L50 99H49ZM48 101V102H49ZM74 101V104H72V102ZM73 101L71 102V104L70 105H67V103L65 104V106H67V107H69L70 108V106H75V100L73 99ZM83 101V100H82ZM174 101V102H173ZM188 101V102H187ZM190 101H192L191 103H190ZM197 102V103H195L194 104V102ZM3 102V101H2ZM12 102V101H11ZM16 102H18V100L16 101ZM23 102V101H22ZM32 102V101H31ZM38 102V101H37ZM77 102V101H76ZM81 102V101H80ZM80 102L79 103H77V104H79L78 105V109H80L81 107V105H80ZM88 102H90L89 101V99H88ZM92 102V103H93ZM139 102H141V103H139ZM170 102V103H169ZM171 102H173V103H171ZM180 102V103H179ZM184 102H187V103H185V104H182V103H184ZM202 102H204V103H202ZM1 103V102H0ZM6 103H7V101H6ZM14 103H12L14 106H16L17 105V107H18V105L19 104H14ZM19 103L21 104V102L19 101ZM27 103V102H26ZM44 103V102H43ZM83 103H84V101H83ZM82 103V104H83ZM91 103V102H90ZM102 103V104H103ZM114 103V102H113ZM194 104V106H193V104ZM209 103H211V104H209V105H212L213 106V110H209V109H211V108H209L208 107V104ZM11 104V103H10ZM24 104V103H23ZM85 104V103H84ZM88 104V103H87ZM99 105L101 104V102L100 103H98ZM101 104V105H102ZM110 104V106H112L111 105V103H109ZM117 104V102L111 107L112 108V113H115V116H116V114L118 113L119 114V112H120V110H118V112H117V109H115L116 107H115V105ZM133 104V103H132ZM142 105V109H141V105ZM168 106H167V105ZM175 104H178L179 105V110H182V109H185L184 110V113H183V110H182V112L181 111H179L178 110V108L177 107H175L176 105ZM182 104V108H180V105ZM187 104V105H186ZM192 106H190V105ZM3 105H5V104H1V106H3ZM90 105V104H89ZM88 105V106H89ZM95 105H97V104H94L93 105V108H94V106ZM99 105H97V107L95 106V112L98 110L97 108H99ZM107 105L108 104H106V108H107ZM138 105H140V106H138ZM144 105V106H143ZM175 105V106H174ZM186 105V106H185ZM198 105V106H197ZM217 107H216V106ZM6 106V105H5ZM20 106V105H19ZM84 106V105H83ZM87 106V107H88ZM92 106V105H91ZM90 106V107H91ZM104 106H100V110H102L103 109V107ZM109 106V105H108ZM117 106V105H116ZM126 107V108H124V107ZM137 106H138V109H137ZM163 106H164V108H163ZM196 106V107H195ZM204 106V107H203ZM211 106V107H212ZM85 107H86V105H85ZM114 107V108H113ZM166 107L168 108V109H166ZM174 107H175V109H174ZM185 107V108H184ZM190 107V108H189ZM194 107V108H193ZM198 107V108H197ZM203 107V108H202ZM207 107V108H206ZM215 107V108H214ZM228 107V108H227ZM71 108H73V107H71ZM74 108H76L77 109V105L74 107ZM84 107H82L81 109H83ZM106 108L103 110V113H104V111L106 110ZM123 108V109H122ZM160 108V109H159ZM161 108H162V110H161ZM177 108V109H176ZM197 108V109H196ZM206 108V109H205ZM109 107L107 108V110L106 111H109ZM114 109L116 110V112H114ZM148 109V110H147ZM190 111V113L188 112V110ZM193 109V110H192ZM195 109V110H194ZM209 110V113H207L208 112V110ZM216 109V110H215ZM127 110H129V109H127ZM140 110H142V111H149V112H145L144 111V113L142 112V111H140ZM152 110H154V112L152 111ZM157 110H160V112H158ZM163 110H165V111H163ZM174 110V111H173ZM176 110H178V113L176 112ZM187 110V111H186ZM135 111V112H134ZM137 111V112H136ZM138 111L139 112H141V113H139V115H138ZM161 111H163L164 113L162 114V112ZM186 111V112H185ZM191 111H193L192 113H191ZM213 111V112H212ZM98 112V111H97ZM110 112H111V109H110ZM110 112H108V113H110ZM182 113V115H187L188 116V114H192V115H189L187 118H186V116H185V118H186V122H184L185 121V118H183L182 116H181V113ZM200 113V114H198V113ZM204 114H203V113ZM102 113V112H101ZM103 113L102 114H100L99 115V113L97 114V117H98V115H99V118H102L101 120L99 119H97L100 123L101 122H103L102 124H100L101 126L103 125V127L104 126H107L108 124L107 123H109L110 122V124L112 123L111 122V120L113 119V117L114 116H112V119L110 118L111 116L110 115H106V114H104V115H106L107 116V118H106V116H105V118L104 117H101V115L103 116ZM105 113H107V112H105ZM112 113H110V114H112ZM121 113H122V115H121ZM136 113V114H135ZM144 115H143V114ZM174 113V114H173ZM185 113H187V114H185ZM93 114H95V113H93ZM92 114V115H93ZM118 114H117V116L115 117V120L114 121H116L117 120V122H118V120H119V118L118 117H120V119L122 118L123 120H125V121H123V122H128L127 124H129V125H127L128 127L129 126H131V124L129 123V121H127L125 118H124V115H123V112L121 111L120 112V115L118 116ZM147 114V122L146 123H148V115ZM156 114H153V115H156ZM196 114V115H195ZM112 115H114V114H112ZM131 115V116H130ZM140 115H141V117H140ZM143 115V116H142ZM193 115H195V116H193ZM199 115V116H198ZM96 116V115H95ZM109 116V117H108ZM152 116V117H151ZM181 116V117H180ZM191 116V117H190ZM193 116V117H192ZM197 116H198V118H197ZM93 117V116H92ZM96 117V118H97ZM135 117V118H136ZM156 117H158V115H156L154 118H156ZM176 118V120H178V121H176L175 119H173V118ZM195 117V118H194ZM200 117V118H199ZM228 117H230V118H228ZM110 118V119H109ZM118 118V119H117ZM146 118H145V120H144V118H143V120H141V122H140V120H138V122H140V123H142L141 125L144 127L145 126V124L143 125V121L145 122L146 121ZM153 118V119H154ZM163 117H162V119H161V121L163 122V119H164ZM189 118L192 120H190V122H188L189 121ZM228 118V119H227ZM235 119V123H234V121L232 120V119ZM103 119H104V121L105 120H107V122L105 123L104 121H103ZM121 119V120H122ZM150 120L149 122H152V121H154L155 122V120ZM157 119V118H156ZM195 119H197L196 121H195ZM222 119V120H221ZM231 119V120H230ZM95 120V119H94ZM112 120V121H113ZM121 120H119V121H121ZM133 120V121H132ZM136 120V121H137ZM174 120V121H173ZM183 120V121H182ZM188 120V121H187ZM227 121V123L228 122H231V123H228V124H226L224 121ZM230 120V121H229ZM98 121H97V123H96V120H95V124H97V125H94V126H96V127H94L93 125V128H99V130L101 129L99 126L100 125H98L99 123H98ZM109 121V122H108ZM135 121V122H136ZM181 121H182V123H181ZM195 121V122H194ZM216 121V122H215ZM221 122V121H223L224 122V124H226V125H228V127H224V130L225 131H222V133H224L223 135H222V133H220L221 131H219V130H221V128H219L218 130H215V129H213L214 128V126L215 127H219L218 125H217V123L218 122ZM238 121V123H236ZM158 122V123H157ZM157 122H155V123H157V126H159L158 124H160L161 122H160V118H159V121L157 120ZM197 122V123H196ZM212 122V123H211ZM213 122H215V125H213L214 123ZM93 123H94V121H93ZM116 123V122H115ZM115 123H114V125H115ZM118 123H120L121 124V122H118ZM118 123H116V125H115V127L118 125H120V124H118ZM137 123V122H136ZM139 123V124H140ZM175 123V124H176ZM187 123H189L188 125H187ZM194 123V124H193ZM196 123V124H195ZM90 124H91V122H90ZM107 124V125H106ZM113 124V123H112ZM111 124V125H112ZM134 125H135V123H133ZM149 124V123H148ZM147 124V125H148ZM153 125H154V123H152ZM151 124V125H152ZM190 124H192V127H191V125ZM224 124L222 123V125L224 126ZM233 124V125H232ZM110 125V126H111ZM134 125H132L130 128L131 129H133L132 127L134 126ZM141 125L140 126H138L137 127V124L135 125L136 127H135V129L137 128V129H139V127H141ZM146 125V126H147ZM156 125V124H155ZM154 125V126H155ZM161 125V124H160ZM211 125H212V127H211ZM217 125V126H216ZM220 125H221V123H220ZM221 125V126H222ZM231 127H230V126ZM109 126V125H108ZM122 126L124 127V126H126V123L123 125L122 124ZM125 127L124 129L121 127V126H119V127H121L120 129H122L121 131H119V133H121L123 130H124V134H127L128 132H129V130H130V128L128 129V127ZM157 126H156V128H157ZM183 126V127H182ZM188 126H190V127H188ZM210 126V127H209ZM222 126V127H223ZM119 127H117V129H119ZM149 127V126H148ZM148 127H145V128H148ZM160 127V126H159ZM161 127H163V126H161ZM174 127V128H173ZM181 127H182V129H181ZM187 127V128H186ZM230 127V128H229ZM106 128V127H105ZM109 128H111V127H109ZM109 128L107 127V129L109 130ZM150 128V129H149ZM148 128V130L149 131H147V129L145 130V129H143L142 127H141V130H138V132L139 131H141V133H143V135H144V131H146V133L148 132V133H150V130H152L151 129V126ZM153 128H155V127H153ZM176 128H177V130H176ZM210 128L212 129V130H210ZM104 129V128H103ZM113 129H115L114 128V126H113ZM117 129H115V131H114V133L112 132V128L110 129V132L111 133H109V131H108V135L110 136V134L111 135H113V134H115V132H116V130ZM126 129H128V132H127V130ZM136 129V130H137ZM143 129V130H142ZM157 129H159V128H157ZM157 129L154 131V132H156L157 131ZM161 129V128H160ZM163 129H162V131H163ZM172 129H173V131H172ZM174 129H175V131H174ZM217 129V128H216ZM97 130V129H96ZM95 130V131H96ZM102 130V129H101ZM125 130H126V132H125ZM136 130H133V131H136ZM203 130V131H202ZM207 130V131H206ZM219 131V133L218 132H215V131ZM257 130V131H256ZM261 130H262V132H261ZM133 131H131L132 132V134H135ZM159 131H161V130H159ZM163 131V132H164ZM203 133H202V132ZM206 133H205V132ZM211 131H214L213 133L215 134H213V133H211V134H213V136L215 137V138H213L212 139V137L213 136H211V134H210V136H209V133L211 132ZM99 132V131H98ZM118 132V131H117ZM137 132V131H136ZM137 132V133H138ZM158 132V131H157ZM209 132V133H208ZM229 132V133H228ZM99 133H103V134H105V132H99ZM107 133V132H106ZM113 133V134H112ZM119 133H118V135H119ZM136 133V134H137ZM152 133V132H151ZM197 133V134H196ZM217 133V134H216ZM124 134H120L119 136L118 135H115V137H116V139L115 140H117V138L119 139L120 138V141H124L125 139H129V141L131 142V144L133 145V143H134V137H130V136H132V134L131 135H129V133H128V135H129V137L127 138H124L125 137V135ZM139 134V133H138ZM156 134V133H155ZM171 134H173L172 136H171ZM194 134V135H193ZM202 134H204L205 135V137H204V135H202ZM218 134H220L219 135V137H218ZM108 135H107V137H108ZM123 135V136H122ZM127 135V136H128ZM146 135H148V134H146ZM193 135V136H192ZM207 135V136H206ZM244 135V136H243ZM102 136V135H101ZM103 136H105V135H103ZM134 136V135H133ZM145 136V135H144ZM152 136H154V135H150L149 137L151 138ZM195 136H197L198 138H199V140H198V138L197 137H195ZM209 136V137H208ZM254 136H252V138H250V139H255V141H256V138L254 137ZM261 136V135H260ZM106 137V139H107V141H108V138ZM114 138V135L113 136H110V138H109V140H112L113 138ZM122 137H123V140H122ZM138 137H140V135L138 136ZM138 137H135V139H137ZM143 137V136H142ZM141 137V138H142ZM148 137V138H149ZM192 137V138H191ZM201 137V138H200ZM207 138L208 140H205L204 138ZM236 137H237V139H236ZM248 137V138H247ZM254 137V138H253ZM262 138L264 137V135L263 136H261ZM260 137V138H261ZM99 138V137H98ZM101 138V137H100ZM99 138V139H100ZM103 138V137H102ZM101 138V139H102ZM112 138V139H111ZM131 138V139H130ZM133 138V139H132ZM141 138L139 139V140H141ZM144 138V137H143ZM147 138V139H148ZM148 139V140H151V139ZM157 138H158V140H157ZM169 138V139H168ZM193 138H195V139H193ZM197 138V139H196ZM217 138V139H216ZM260 139V141L258 140L256 143L257 144H253V142L252 143H250L251 145L253 144V146H251L250 145V147H248V144H247V146H244V151H242V152H244L243 154H240V153H242L240 150H242V149H240V150H238L237 151V148H236V151H235V153L232 151V149L234 148L233 146H234V144H236V143H231V145L233 144V146H229V149L232 151V153L230 154V156H233L234 154V156L237 158V156L238 157H240L239 156V154L241 155V157L240 158H237V160H234V159H236V158H234L233 160L234 161H238V162H235V164L234 163H230V164H234V165H237L238 163L240 164L241 163V165H242V162H243V160H246V159H248V160H246V161H248V163L249 162H251L250 160H252V163H249V165L247 166V165H243L244 166V168L245 169H243V171L244 170H246L245 172H243L242 170L240 171V172H243V175L241 174L240 176H238V174L240 173L238 170H236V171H238V172H235V174L231 171V174H232V176H236V178L238 179V180H235V178L234 177H232L231 175H230V173L228 174V175H230L231 176V178H233V181H232V179L230 178V179H228V177H230V176H227V174H225L224 172L222 173V172H220L221 170L219 169V168H217L218 166H217V164H220V161H219V159H218V157L220 156V157H222V156H224V159L225 158H227V156L225 157V155H228L226 152H225V154H224V152H223V155H219L218 157H217V159H218V161H219V163H217V164H215L216 165V168L217 169H219V171H215V172H217V173H221V174H225L227 177H225V179H223V181L222 182H219V178L218 177H221V176H219L218 175V179L216 180V181H214L215 183H217V181L219 182V184H223V182H226V180H231L230 182L231 183H228L227 184V186H224V185H226V184H224L223 186L225 187H221V185H219L218 183V185L217 184H215V185H217V186H219V188L217 187H212L213 186V184L210 186V187H212V191H211V188H210V190H209V187H208V184L206 185L207 187L206 188H208V189H206V190H208V191H206V193H204L205 191H203V190H201V192L202 193H204L203 194V196H201V197H199L200 196V191L198 192V190H200V189H197V192H196V190H194V195H197V194H195V193H198V195L197 196H195V199H196V197H198V199H196L197 200V202H196V200H194L193 202H192V204L194 205H192L190 208H188V207H186L187 206V204H185V206L183 205V203H181L182 205H180V203H179V205L180 206H183V207H186L187 209H189V210H187V212L185 211V213L183 212V213H179V214H177L175 217H170L169 216V214H168V217H170L171 219L169 220L168 219V217H166L165 215L167 214H165L164 216L166 217V218H164V219H168V220H165L164 222H162V220H164V219H161V222H162V224L161 225H163V226H161V225H159V226H161L162 227V229H161V231L164 229L165 230V228L167 229V227H168V229L167 230H169V234H171L172 232H174V227H172L171 225H175L176 224V229H178L179 228V226L180 227H182V229L184 228V226H185V224L182 226V224L183 223H185L186 222V220H187V222L188 221H190V223H187V225L185 226V227H188V225L189 224H191L192 223V227H194V229L192 230V228H191V226L189 225V228H186V231H187V229H188V232L190 233V229H191V234H192V236L190 235V234H188V232H185L184 230V235L187 237H193V238H195L196 239V241L197 242H194V241H192V240H195V239H191V238H186L184 235H181V236H184V238H186L184 241L186 242L185 243V245L186 244H190V245H188L187 246V248L185 247V250H181L182 249V247H184V242H179L182 246L180 247V248H178V247H176V244H174L175 242H174V240H178L177 239V233H178V230H177V233H176V235L174 234V236H176V239H169V238H166V239H169V242L165 239V237L166 236H168L167 235V233H168V231H166V233H165V231L163 230L162 232L163 233H165V237L164 236H162V235H164V234H162L161 236L159 235H157V233H156V236H158L159 238H160V241L163 239L162 237H164V239L167 241H165V240H163V241H165L166 243H167V245H166V243L164 242V244H163V246L164 247H168V245H169V247L168 248H166V251H164L165 249H162L163 250V252H164V254H166V252L167 253H169L170 255H172V254H175L176 256H178V257H176V256H171L170 257V255L168 254L166 257L168 258V256L170 257V258H174V261H173V258L172 259H170V258H168L169 260H171V261H169V260H167V258H165V256L163 255V256H161V254L163 253L162 252V250L160 251V253H157L156 252V257H158V255L161 257V259L160 258H156L155 260L158 262V263H155V261H154V258H151V261H153V263L150 261V257L153 255L154 256V253L152 254V255H150V256H142L141 255V257H144L143 259H146V258H149L148 260L150 261H147V259L145 260V264H146V262H147V264H160L159 263V260H160V262L161 261H164V262H161V264H171V262H172V264H264V149L263 148H261V147H264V139ZM100 139V140H101ZM147 139H142V142H143V140H144V142L147 140ZM164 139V140H163ZM181 139L184 141V143H183V141H181ZM192 139V140H191ZM201 139V140H200ZM214 139H215V141H214ZM115 140H113L114 142H115ZM131 140H133V141H131ZM179 140V141H178ZM197 140V141H196ZM238 140H240V139H238ZM246 140V142L247 143H249L250 142V140H249V142ZM262 140H263V142H262ZM106 141V142H107ZM111 142V141H109L107 144H109L110 142L111 143H113V145L114 144H118V142H119V140H117L116 141V143H114V142ZM126 142H127V140H125ZM124 141V142H125ZM129 141L127 142V144L129 143ZM137 141V140H136ZM160 141V142H159ZM199 141H200V143H199ZM205 141H206V143H205ZM212 142V144H211V142ZM224 141H225V143H224ZM230 141V142H231ZM234 141V142H235ZM254 141V140H253ZM101 142H103V139H102V141ZM133 142V143H132ZM147 142H149V141H147ZM147 142H145V143H147ZM165 142H168V143H165ZM192 142H190L191 144H192ZM236 142H238V141H236ZM240 142V141H239ZM237 143L236 145L237 146H239L238 144H242V145H246V144H243L244 142H245V140L241 143ZM260 142H262V143H260ZM98 143V142H97ZM110 143V145L112 146V144ZM120 144H122L121 142H119ZM139 142H137V145H139L138 144ZM157 143H158V145H157ZM165 143V144H164ZM207 143H209V144H207ZM255 143V142H254ZM101 143H99V145H100ZM106 144V143H105ZM118 145V146H114L113 148H116L117 149V147L119 148V147H121V148H123L121 145ZM152 144V145H151ZM186 144H187V146H186ZM189 144V145H188ZM261 144V145H260ZM102 145V144H101ZM110 145H108V147H109V149H112L111 147H110ZM123 145L125 146V144L123 143ZM128 145H130V143L128 144ZM128 145H126V148H127V146ZM132 145H130V146H132ZM135 145V144H134ZM148 145H150V146H148ZM170 145L169 146H167V148L169 147V149L167 150L166 148H164V150L165 151H167L166 153H168V151H173V150H178L176 147V149H171V147H170ZM177 145H179V143L177 144ZM223 145L225 146L224 148H223ZM235 145V146H236ZM256 145H260V146H258V148H260V149H263V150H260V149H256L257 148V146ZM95 146H97V145H95ZM103 146V145H102ZM102 146H97L96 148H98L97 150H99L100 152L102 151V152H105V151H107L108 150V147H106V146H103V147H105V148H107V150H105V148H103V150H101V149H99V147H102ZM154 146V147H153ZM157 146V147H156ZM163 147V148H161V147ZM180 146V148H181V151H180V149H179V151L180 152H182L183 150H182V147ZM254 146H256L255 148H254ZM136 147H138V146H136ZM136 147H135V149H136ZM149 147V148H148ZM159 147H160V149H159ZM194 147V146H193ZM219 147H221V148H219ZM228 147V146H227ZM230 147H232V149L230 148ZM240 148H242L243 146H239ZM238 147V148H239ZM252 147H253V149H254V151H251V150H253L252 149ZM121 148H119V150L121 149ZM151 148H153V149H151ZM156 148V149H155ZM188 148H186V149H188ZM209 148V149H208ZM223 148V149H222ZM116 149H114V150H116ZM124 149H125V147L123 148V149H121L120 151H124ZM127 149H130L129 147L127 148ZM131 149H133V148H131ZM184 149V148H183ZM192 149H194V148H192ZM214 149V150H213ZM222 149V150H221ZM225 149H227V148H225ZM255 149L257 150V151H255ZM118 150V149H117ZM117 150H116V152H117ZM118 150V151H119ZM147 150V151H146ZM156 150V151H155ZM189 150V149H188ZM188 150H186V151H188ZM205 150H206V152H205ZM230 150H228V152L230 151ZM234 150V149H233ZM260 150V153L258 152ZM109 151H113V149L112 150H109ZM119 151V152H120ZM165 151H163V154H164V152ZM191 151V150H190ZM189 151V152H190ZM202 153H201V152ZM203 151H204V153H203ZM114 152V151H113ZM197 152V153H196ZM213 152V153H214ZM219 152V153H220ZM222 152H221V154H222ZM240 152V153H239ZM249 152H251V153H249ZM124 153H125V151H124ZM123 153V154H124ZM132 153H131V155H132ZM153 153V154H154ZM187 153V152H186ZM234 153V154H233ZM237 153H239V154H237ZM248 154V156H247V154ZM258 153V154H257ZM126 155L127 154H129V150L127 151L126 150V153H125ZM183 154V153H182ZM189 154H192V156L194 155L193 154V151H192V153H189ZM233 154V155H232ZM253 154V155H252ZM255 154H257V155H255ZM161 155V154H160ZM184 155V154H183ZM186 155V154H185ZM198 155V154H197ZM196 155V156H197ZM208 155V154H207ZM213 155H215V154H213ZM213 155H208V158H209V161H211L212 160V162H214V163H216L215 162V160L213 161V159L214 158H216V155H215V157L212 159L211 157H213ZM237 155V156H236ZM128 156V155H127ZM158 156V158H155V159H158V160H162L163 158H160L159 157V154L157 155ZM189 156V155H188ZM195 156V157H196ZM253 156V157H252ZM132 157V158H133ZM142 157V158H141ZM151 157V156H150ZM150 157H148V156H146V158L148 159V158H150ZM154 157H155V155H154ZM162 157V156H161ZM163 157H164V155H163ZM181 157H185V156H180V158ZM244 157H247V158H244ZM136 158V159H137ZM152 158H153V156H152ZM160 158V159H159ZM166 158V157H165ZM186 158V157H185ZM184 158V159H185ZM190 158L192 159L193 157H191V155H190ZM203 158H204V156H203ZM202 158V159H203ZM207 157L205 156V159H206ZM223 158V157H222ZM154 159V158H153ZM152 159V160H153ZM154 159V161H155V163L156 162H160V161H156ZM187 159V158H186ZM189 159V158H188ZM187 159V160H188ZM195 158H193V160H188L189 162L188 163H190V161H198V160H194ZM196 159H197V157H196ZM198 159H199V155H198ZM201 158L199 159V161L201 160L202 161V163L201 164H199V165H202V164H204L203 163V160H202ZM204 159V160H205ZM211 159V160H210ZM224 159H221L222 161L224 160ZM229 159V158H228ZM240 159V160H239ZM151 160V161H152ZM207 160V159H206ZM226 160V159H225ZM224 160V161H225ZM232 160V161H233ZM130 161L131 162H135L133 159L131 160L130 159ZM142 161H146V159H143ZM148 161V160H147ZM150 161V162H151ZM153 161V162H154ZM178 161H180V163H181V160H178ZM186 161V160H185ZM200 161V162H201ZM209 161H204V162H206L205 164H207V166H209V165H211V163L212 162H209ZM228 161H230V160H228ZM232 161H230V162H232ZM246 161H244L245 163H247ZM138 162V161H137ZM183 163H184V161H182ZM199 162V163H200ZM207 162H209V163H207ZM244 162H243V164H244ZM177 163V162H176ZM179 163V164H180ZM183 163H181V166L179 167V168H182L183 169V167L182 166H184V165H186L185 163L183 164ZM187 163V162H186ZM223 163V162H222ZM221 163V164H222ZM195 164H197V163H195L194 162V165ZM204 164V165H205ZM225 164H227V163H223V167H225V168H227V166L230 168V170H231V168L233 167V166H231V165H225ZM252 164V165H251ZM177 164H175V166H176ZM178 165L175 167L176 169H177V167H178ZM198 165V164H197ZM198 165V166H199ZM214 165V164H213ZM225 165V166H224ZM187 166H189V165H186V169H187V171H189V167L187 168ZM231 166V167H230ZM238 166H240V165H237V168H238ZM247 166V167H246ZM250 166V167H249ZM174 167V166H173ZM193 167V166H192ZM191 166H190V169L192 168ZM197 166L195 165V167L194 168H196ZM203 167H205V166H203ZM210 167H212V166H209V168ZM219 167H220V165H219ZM111 168H113V167H111ZM184 168V171L186 170ZM199 168V169H198ZM197 169H198V171H201L202 172V170H203V168H202V170H200L201 168L200 167H198ZM205 168H207V167H205ZM215 167H212V169L210 168L209 170V173L207 172V171H205V172H207V173H205L204 174V176L207 174V176L208 177H210L208 174H210L211 175V171L213 170V169H216ZM220 168H222V165H221V167ZM228 168V169H229ZM235 168V167H234ZM240 168V167H239ZM248 168H250V169H248ZM174 169V168H173ZM172 169V170H173ZM193 169V168H192ZM191 169V170H192ZM113 170H114V168L112 169V171L111 172H113ZM179 170H180V173H182L181 172V169H177L176 171H175V173L178 171L179 172ZM234 171H235V169H233ZM173 171V172H174ZM187 171H185L186 173H187ZM194 171V170H193ZM193 171H192V173H193ZM197 171V170H196ZM197 171V172H198ZM212 172V177H214V174L216 175V173L215 172ZM222 171H225V170H222ZM251 173H250V172ZM184 172V173H185ZM190 172V171H189ZM200 172V175L202 174ZM228 172H229V170H228ZM248 172V173H247ZM107 173H108V171H107ZM114 173V172H113ZM113 173H109V174H111V176H112V174ZM180 173H177V175L178 176H181V174ZM183 173V174H184ZM204 173V172H203ZM214 173V174H213ZM236 173H238V174H236ZM249 174V175H247V174ZM109 174H106V176L107 175H109ZM182 174V176L184 177V175ZM190 174V173H189ZM188 174V175H189ZM195 175L197 174V173H194ZM198 174H199V172H198ZM245 174H246V176H245ZM115 176L117 175L116 173L114 174ZM177 175H174L175 177L174 178H176V176ZM191 175V174H190ZM195 175H191V176H195ZM200 175H199V178H200ZM223 175H222V178H223ZM224 175V176H225ZM114 176V178H115V180L117 179L116 177ZM118 176V175H117ZM203 176V175H202ZM203 176V177H204ZM217 176V175H216ZM215 176V177H216ZM108 177H110V176H108ZM187 177V176H186ZM196 177V176H195ZM195 177H194V181H193V179L191 180V178H190V180H189V182L191 183L192 181L193 182H195ZM179 178V177H178ZM181 178V177H180ZM198 178V179H199ZM206 177H204V179H205ZM222 178L220 179V180H222ZM239 178H241V179H239ZM202 179V177L200 178V180ZM207 180H208V178H206ZM183 180L185 181V178L184 179H182V182H183ZM200 180H198V181H200ZM207 180H206V182H207ZM210 180H213V179H210ZM225 180V181H224ZM257 181V183H259L261 186H259V184H257V183H255L256 181ZM197 180H196V182L197 183H199ZM203 180H201V182H202ZM209 181V180H208ZM235 181H236V183H235ZM254 181V182H253ZM189 182H186L187 184L189 183ZM192 182V183H193ZM205 182V183H206ZM212 182V181H211ZM213 182V183H214ZM228 182V181H227ZM233 182V183H232ZM260 182H262V183H260ZM185 183V184H186ZM191 183V184H192ZM196 183V184H197ZM187 184L185 185L186 187H187ZM201 184V183H200ZM229 184H231V185H229ZM235 184V186H233L234 188H233V192H234V189L236 190V192L238 193L239 191L240 192H242V193H240V195H239V193L237 194V196H236V198L237 197H242V196H244L243 198H241V200H244L245 202H243V201H238L239 200V198H237L236 200H234V201H238L239 203H238V206L240 207V211H239V207H237V204L236 203H233L231 200H230V198L232 199V198H235V197H232L231 195L233 194V193H231V195H230V197H228L229 195L227 194L228 193V191H230L229 189H232V185H234ZM250 184H252V185H250ZM258 186H257V185ZM203 185H205L204 183L202 184V186ZM188 186H190V184H188ZM198 185H196V187H197ZM200 186V188H203V187H205V186ZM230 186V187H229ZM245 186V187H244ZM254 186V187H253ZM226 187H227V189H228V191H227V189H226ZM243 187V188H242ZM247 187H249L248 189H246ZM253 187V188H252ZM101 188V187H100ZM103 188V187H102ZM174 188V187H173ZM172 188V189H173ZM194 188V187H193ZM192 188V189H193ZM197 188H199V186L197 187ZM213 188H216L217 190L218 189H221V191H225V192H223V193H225V195L222 193V196L223 197H225L226 195H228L227 197L228 198H226V199H228L229 201H225L226 203H230L231 205H229L230 206V208H229V206H228V204H225V202L224 201H222L223 199H220V198H223L221 195H219L218 193H220V191L218 192L216 189H213ZM237 188H238V190H237ZM240 188V189H239ZM184 189V188H183ZM187 189V188H186ZM189 189L190 188H188V191H189ZM192 189H190V191H192ZM195 189V188H194ZM203 189H205V188H203ZM225 189V190H224ZM263 189V190H262ZM125 190V188H122V191H124ZM180 190V189H179ZM244 190V191H243ZM250 190V191H249ZM126 191V190H125ZM182 191V190H181ZM186 192H185V194H184V190L182 191L183 192V194H182V196H184V195H186V193H188L187 192V190H185ZM190 191H189V193H190ZM214 191V192H213ZM216 191V192H215ZM232 191V190H231ZM252 191V192H251ZM132 192V191H131ZM176 192H177V190H176ZM193 192V191H192ZM209 192V193H208ZM213 192V193H212ZM218 192V193H217ZM244 192H246L245 194H247V196L246 195H244ZM251 192V193H250ZM127 193V192H126ZM129 193V192H128ZM127 193V196L128 195H130L131 193H129L128 194ZM180 193V192H179ZM188 193V194H189ZM201 193V194H202ZM216 195H215V194ZM250 193V194H249ZM253 193V194H252ZM111 194V193H110ZM135 194V193H134ZM177 194L178 193H176V196H177ZM208 194V195H207ZM211 194L213 195H215L216 197H217V195H219V197L218 198H214V195L211 197ZM235 194V193H234ZM113 195V194H112ZM124 195H126V194H124ZM179 195L181 196V194H178V196L177 197H179ZM191 195H192V193H191ZM190 195V197H192L193 198V195L191 196ZM207 195V196H206ZM210 195V196H209ZM127 196H125V197H127ZM133 196V194H131V197ZM187 196V195H186ZM206 196V197H205ZM221 196V197H220ZM235 196V195H234ZM251 196V197H250ZM131 197H129V198H131ZM134 197V196H133ZM136 197V196H135ZM134 197V199H138L137 197L135 198ZM176 197V199L178 200L179 198H177ZM185 197V196H184ZM202 197H203V199H202ZM208 197V198H207ZM245 197H247V198H245ZM180 198H182V197H180ZM192 198H189V195L187 196V197H185V199H192ZM200 198V199H199ZM212 200V201H215L216 203L219 201H217L216 199H220V202L222 201V205H223V203L225 204V207H226V205L228 206V208L231 210V207L233 206L234 207V210H237L236 212H237V214L235 215L234 213H236L234 210H233V208H232V210H233V212L232 213H230L231 211L227 208V210H226V208H225V210H226V212H227V219H225V212H221L220 213V215L222 214V216H224L223 218V220H222V218H221V221L219 222V223H221V224H219V223H217V222H215V224L216 225H214L213 223L214 222H210L208 219L210 218V216H211V218L213 217L212 215H214L215 213H212V211H211V206L210 205H212L213 204V202H210L211 204H209V201H210V199ZM224 198V199H225ZM249 198V199H248ZM252 198V199H251ZM119 199V198H118ZM121 199V198H120ZM132 199V198H131ZM133 199V200H134ZM160 199V198H159ZM175 199V198H174ZM184 199V200H185ZM209 199V200H208ZM215 199V200H214ZM247 199V200H246ZM116 201H118L117 199H115ZM161 200H162V198H161ZM164 200H165V198H164ZM167 200V199H166ZM162 201V202H166V204H168V203H170V202H167V201H171V200H167V201ZM179 200H181V199H179ZM183 200V199H182ZM251 200V201H250ZM116 201H114V202H116ZM173 201V200H172ZM176 201V200H175ZM206 201V202H205ZM233 204H236V207H237V209H236V207L234 206V205H232V203ZM120 201H118L116 204H118ZM161 202V201H160ZM174 202V201H173ZM173 202H171V203H173ZM178 202H181V201H178ZM183 202V201H182ZM187 203L189 202V201H186ZM194 202H196V203H194ZM243 203V205H244V203H245V205L244 206H242V203ZM121 203V202H120ZM119 203V204H120ZM185 203V202H184ZM215 203V204H216ZM241 203V204H240ZM249 203V204H248ZM113 204V203H112ZM118 204V205H119ZM164 203H162L161 205H163ZM165 204V205H166ZM177 204V202H175V205ZM191 204V203H190ZM205 204V205H204ZM209 204V205H208ZM247 204V205H246ZM118 205H116V206H114V207H118ZM173 205H174V203H173ZM173 205H169V206H173ZM179 205H178V207H179ZM188 205H189V203H188ZM218 205H221V204H219L218 203ZM241 205V206H240ZM168 206V205H167ZM168 206V207H169ZM205 206V207H204ZM210 206V207H209ZM213 206V205H212ZM113 206H111V208L113 209L114 208ZM119 207H120V205H119ZM118 207V208H119ZM178 207H176L177 209V211H178V209H180V207L178 208ZM200 207L202 208V209H204L205 208V211L204 210H201L200 209ZM204 207V208H203ZM209 207V208H208ZM215 207H217V206H215ZM223 207V206H222ZM116 208H114V209H116ZM162 208H164V207H162ZM162 208H161V210H162ZM174 208H175V206L173 207V210H174ZM206 208H208V213L211 211V213L210 214H206ZM213 208V207H212ZM218 208H220V210H221V206L220 207H218ZM241 208H242V211H241ZM244 208V209H243ZM169 210H171L172 208H168ZM209 209H210V211H209ZM217 208H215V210H216ZM151 210H152V208H151ZM151 210H149V212L151 211ZM160 210V209H159ZM158 210V211H159ZM160 210V211H161ZM175 210V211H176ZM181 210H183L182 208H181ZM181 210H179V211H181ZM185 210V209H184ZM212 210H214V208L212 209ZM214 210V211H215ZM219 210V209H218ZM217 210V211H218ZM156 211V210H155ZM159 211V212H160ZM163 211V210H162ZM167 211V209L165 210V212ZM178 211V212H179ZM193 211V212H192ZM202 211V212H201ZM213 211V212H214ZM222 211H224V209L222 208ZM247 211V213H245ZM158 212V213H159ZM164 212V213H165ZM171 212H172V210H171ZM170 212V213H171ZM196 214H195V213ZM205 212V215H206V217H207V215H209V218H207V220H208V222L205 220L206 219V217H204V218H202V214ZM220 212V211H219ZM242 212V213H241ZM162 213V212H161ZM163 213V214H164ZM169 213V212H168ZM173 213V215L175 214V212L173 211L172 212ZM190 215H189V214ZM193 213V214H192ZM199 213V214H198ZM202 213V214H201ZM228 213H230V217H229V215H228ZM154 214V215H153ZM152 215H153V217L155 216V212L153 213ZM182 214H184V215H182ZM186 214V215H185ZM198 214V215H197ZM200 214H201V218L202 219H204V222H203V220H199V218H200ZM212 214V215H211ZM231 214H233V215H235V216H233V215H231ZM243 214V215H242ZM248 214V215H247ZM149 215H150V213H149ZM151 215V216H152ZM172 215V214H171ZM195 215V216H194ZM219 214H218V216L219 217H222V216H220ZM242 215V216H241ZM246 215V216H245ZM150 216V217H151ZM161 215H159L158 217L159 218H162V217H160ZM187 216V217H186ZM189 216V217H188ZM193 216V217H192ZM217 216V217H218ZM156 217H157V215H156ZM156 217H154L155 219H156ZM158 217H157V219H158ZM178 217V218H177ZM184 219H183V218ZM193 218V220L191 221V219ZM195 217H198V218H195ZM214 217H215V215H214ZM229 217V218H228ZM234 217V218H233ZM238 217V218H237ZM174 218V219H173ZM186 218H188V219H186ZM210 218V219H211ZM216 218V217H215ZM157 219L156 220H154V222H156L157 221ZM172 219H173V223H172ZM186 219V220H185ZM195 219H197V220H195ZM220 219V218H219ZM219 219H217V220H219ZM229 219H231L230 221H229ZM153 220V219H152ZM159 220V219H158ZM177 220L179 221V222H177ZM181 220V221H180ZM183 220H184V222H183ZM212 221L214 220V219H211ZM160 221V220H159ZM176 221V222H175ZM223 221H226V222H223ZM232 221V222H231ZM153 221H151V223H152ZM160 222V223H161ZM183 222V223H182ZM198 222V223H197ZM201 222H203L202 224H201ZM206 222H207V224H206ZM136 223V222H135ZM140 223L141 222H139L138 224L140 225ZM158 223V222H157ZM160 223H158V224H160ZM178 223H179V226L177 227V225H178ZM182 223V224H181ZM194 223V224H193ZM195 223H196V225H195ZM154 224H156V223H154ZM197 224H200L201 225V227H196L197 226ZM136 225V224H135ZM167 225V226H166ZM204 227H203V226ZM208 225V226H207ZM209 225H210V227H209ZM213 225V226H212ZM220 225V226H219ZM134 226V225H133ZM155 226V225H154ZM153 226V229L155 230V227ZM158 226V225H157ZM157 226H156V229H157ZM170 226V227H169ZM212 226V227H211ZM209 227V228H208ZM216 227H218V228H216ZM174 228V229H173ZM204 228V229H203ZM212 228H214V229H212ZM121 229V228H120ZM124 228H122L121 230H119V232L120 231H122ZM158 229H159V227H158ZM173 229V230H172ZM199 229H200V231H199ZM202 229V230H201ZM207 229H209L207 232L205 231V230H207ZM212 229V230H211ZM126 230L127 229H125V232H122V233H124L123 235H125V233H126ZM179 230H181V228L179 229ZM196 232H195V231ZM211 230V231H210ZM157 231H160V230H157ZM172 231V232H171ZM183 231H181V232H183ZM202 231H203V233H202ZM156 232V231H155ZM171 232V233H170ZM206 232V233H205ZM121 233V232H120ZM119 233V234H120ZM121 233V234H122ZM197 233H200L199 234V236L200 237H198V234ZM120 234V235H121ZM173 234H171V235H173ZM182 234V233H181ZM194 234H196L195 236H197V237H195L194 236ZM201 234H203V235H201ZM178 235H179V233H178ZM190 235V236H189ZM122 236V235H121ZM180 236V235H179ZM178 236V237H179ZM168 237H170V236H168ZM159 238H157V239H159ZM162 238V239H161ZM181 239L183 238V237H180ZM198 238V239H197ZM156 238H154L153 239V241L155 240ZM181 239H179V241L181 240ZM189 239H191V240H189ZM173 240V241H172ZM202 240V241H201ZM153 241H152V238H151V243H153ZM157 241L158 240H156L155 242V244L156 245H152L153 247L154 246H156L157 247V245H158V243H157ZM170 241H171V243H172V245L174 244L175 246H170ZM187 241L188 242H190V243H187ZM159 242V241H158ZM199 242V243H198ZM147 243V242H146ZM148 243H149V245H150V241L148 240ZM163 243V242H162ZM179 243H177V245H180ZM183 243V244H182ZM192 243H196V246H195V244H192ZM159 244H161L160 242H159ZM192 245V246H191ZM194 245V246H193ZM144 246L145 247H147V251L146 250H144V255H148V251H153V247L150 245V246H148L147 244L145 245L144 244ZM161 246H162V244H161ZM142 247V246H141ZM152 248L151 250H148L149 248ZM164 247H162V248H164ZM171 247V249H170V251H172V249L174 250V247L177 249L178 248V250H176L175 251V253L173 252H171L170 253V251L168 252V250H169V248ZM143 248L144 247H142V250H143ZM157 248H159V249H161V247L160 246H158ZM157 248L155 249V251H158L157 250ZM168 249V250H167ZM179 249H180V251H179ZM184 249V248H183ZM140 250H141V248H140ZM178 251V252H177ZM183 252V254L185 255V257L183 256V254L181 255L180 254V256L178 255L179 253H182ZM188 251V252H187ZM140 252V251H139ZM141 252H143V251H141ZM147 254H146V253ZM154 252V251H153ZM159 252V251H158ZM187 252V253H186ZM150 253V252H149ZM140 254V253H139ZM151 254V253H150ZM187 255V256H186ZM152 256V257H153ZM182 256H183V258H182ZM141 257H139V255H138V257H136V258H134L135 260L137 259V258H141ZM165 258V259H164ZM133 259V261H135ZM142 259V258H141ZM141 259H139L140 261H141ZM164 259V260H163ZM176 259V260H175ZM132 260V259H131ZM131 260L129 261V264H130V262H131ZM138 260V259H137ZM136 260V261H137ZM138 260V261H139ZM135 261V262H136ZM137 261V262H138ZM166 261V262H165ZM126 263L128 262V261H125ZM135 262H133L134 264H139V263H135ZM142 262H143V264H144V261L142 260ZM142 262H140V263H142ZM122 264H124V263H122ZM132 264V263H131Z\"/></svg>",
  "mask_w": 264,
  "mask_h": 264
}]
</instances>
